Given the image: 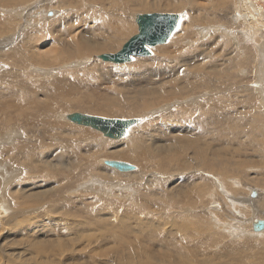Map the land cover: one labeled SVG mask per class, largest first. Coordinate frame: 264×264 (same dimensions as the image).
Returning a JSON list of instances; mask_svg holds the SVG:
<instances>
[{
  "label": "rangeland",
  "instance_id": "rangeland-1",
  "mask_svg": "<svg viewBox=\"0 0 264 264\" xmlns=\"http://www.w3.org/2000/svg\"><path fill=\"white\" fill-rule=\"evenodd\" d=\"M19 1L20 0H17V2L16 1H12V0H3L2 2H1V0H0V7H1V11L0 12H2L1 14H3L4 13V11H8V12H11V14H13L14 16H15V14H14V11H15V9H20V10H18V11H20L21 12V10L22 9H24L25 7L26 8H33V11H37V7H39V6H41V4H38L37 5V0H33V1H30V2H23V3H19ZM40 0H38V2H39ZM56 1V0H52V2H51V4H48V2H50V1H47V0H41V2H46L45 4H48L47 6H51L54 2ZM94 2H92V0H82L81 2H83V4L82 3H77V2H75V4H78V5H82V9L81 10H79L78 11V13H81V12H84V11H87V10H91L90 12H91V15L93 14V15H97L98 13L100 14V16H109L110 14L109 13H112V11H115L114 10V7L112 6V3L110 2L111 0H108V2H107V0H93ZM96 1V2H95ZM114 1H118V3L117 4H120L119 2V0H114ZM132 1V2H131ZM136 1V2H135ZM151 1V2H150ZM160 0H158V1H156L155 2V0L153 1V0H142V2H141V0H123V2H124V4H126L128 7H130L131 6V8H129V10L128 11H126V10H121L123 7H122V5L120 6V11H121V13H123L124 15H121V13L119 14V13H117L119 16H120V18H122V19H125L126 21H127V25L129 26V28L133 31V33H132V31L130 30V31H128L127 32V34L129 35V34H131V36L129 35H127L126 36V34L125 35H123L122 37H121V39L122 40H119V42L120 41H124V42H121V43H116L115 44V49L114 50H112L111 52L110 51H107V52H100V53H94V54H92L91 56H89L88 57V59L86 60L87 61V63H85L86 61H85V59H82V58H79V59H76V58H74V59H72V60H67V59H65V61L64 62H61V63H58V62H56L55 63V65L57 66V68H56V66H54V67H50V69L49 68H46L45 70H48L49 71V75L47 76L46 74H45V76H40L39 75V72H34V76H36L38 79L36 80V79H34V81L33 80H31L32 79V77L31 76H28L29 77V79H28V77H26V75L25 74H23L22 73V75H21V77H23L24 75H25V77H24V79L26 80V82H27V84H25V86H24V94H21L22 96L21 97H23V98H20L18 101V104H20V108H21V111L20 110H18V112L16 111V113H13L12 115L13 116H15L16 117V119L14 118L13 119V117L12 116H8V117H4L3 118V121H2V124L3 123H5V122H7V123H5L4 125H8L6 128L8 129H5V131L3 132L4 134L5 133H7V132H12L13 131V128L14 127H16V128H21V129H19L20 131V133L21 134H19L17 137H16V139L13 141V143L12 142H10L9 144H7V145H9V146H13L14 145V142L16 141H18V140H23L22 138H20V137H22V135H23V137L25 138L26 137V130L27 129H31V133H32V138L34 139V143H33V145L31 146V147H34V148H30L29 150H25L24 151V154H23V156L22 155H20V154H12L11 156H9L10 158H8V157H6V158H4L6 161H4V162H6L8 165L7 166H5L4 167V170L6 169V171L8 172V174H9V177H12V179L14 180V182H16V183H14V184H17V183H19V184H17L16 186H14V188H15V190H18V191H15V193H13L14 191V188H13V190H11L10 191V189L13 187V185H11V187L9 188V190H6L5 192H12V195H11V202H10V200H8V198H7V200H8V202L10 203V204H8V206H10L11 205V208L9 207L8 209V211L10 212V210L12 209V208H14L13 210H11V212L9 213V214H14L15 213V215H26V216H24L25 218H27L28 216L30 217V215H31V213H32V215L35 213V214H37V215H35V216H37L38 218L37 219H35V221L37 222V224L34 226L33 225V230H32V228L31 229H29L30 231H32V232H35L36 233V237L37 236H39V234L41 235V238H39V239H41V243H42V245H43V243H44V246H46V245H51V249H50V251H52V252H50V255H49V252H47V253H45V255L44 256H40V257H42V258H39V255L36 253V251L35 252H33L32 251V255L29 257H27V258H29V264H64L65 262V264H88L87 262H88V259L89 260H92L93 258H96V259H98L97 257V255L98 254H100L101 252H105V250H111V248L110 247H113L112 248V250L113 251H110V252H117V256H116V258H115V256H110L111 258H106V260L109 262V263H107V261L106 262H104L105 260H103L102 259V262H101V259H98V260H100L99 262H98V260H94V261H96V264H102L103 262V264H179V263H181L182 264V261L181 260H174V259H170L169 257L174 253L175 254V252H177V251H179V252H190L192 255H194L195 257H196V261L193 263V264H200L202 261H204V260H208V259H210V260H208V261H205V263L204 264H206L207 262H213V263H221L220 261H222L223 260V258L225 259V262H223V263H228V262H230L232 259L233 260H235V261H240V259L243 261V259L245 260L244 262H250L251 264H254L255 262V264H260V262H261V260L264 258V234L262 235L263 236V238L262 237H260V238H257L256 240H257V242H255V241H253L252 239H251V237H249L248 235L247 236H245L246 238H249L250 240H249V242L248 243H250V242H253L251 245L250 244H246V246L245 245H243L242 247H240V248H232L231 250L230 249H227V251L226 252H229V254H231V255H228V253H226V254H223V255H226V258L225 257H223L222 258V249H223V246L222 245H224V244H226V243H233V241H232V238H231V235H229V239L227 238V235H225L226 237H225V239H224V237H220L219 236V234L218 233H222V234H220V235H223V233H226L225 232V230L226 229H223V227L225 226L224 225V223L226 224V228H231V226H232V224H233V222H229V221H231L230 219L231 218H235V219H238V216L239 217H241L239 214H242V215H248V220H249V222L250 223H247L248 224V226L247 227H243V229H245L246 231H247V234H249V233H252V234H254L255 232H256V229H255V226H253L252 224V217H257L258 215H260L259 213H257V214H254V216H253V213H254V209H256V208H254V206H255V201H256V199L258 200V198H259V195L261 196V194L263 193L262 191L260 192L259 190V195L257 196L256 195V192H250L249 190H250V188H253V185L251 186L250 184H248V182L249 181H253V179L255 180V179H257V178H259V177H261L262 175L261 174H263L264 175V166H263V164H264V113H262L261 112V106H262V104H261V102H260V100L258 99V98H260V96L258 95V93L253 89V87H252V85H253V82H255V78H254V75H255V73H256V69H254L255 68V66H254V61L253 60H251L250 61V67L249 68H251V69H247L246 71H245V73H247L246 74V78H243L241 75H240V71L242 70H239L238 68L237 69H234V68H232V66H230V64L233 62V61H238L237 60V56L239 55V57L240 58H242V57H244L243 55L241 56V54H240V52L241 51H239V47L237 48V51L234 49V46H233V44L230 42H228V40H224V37H222V36H219V34H221V33H217V37L215 36V38H214V36H212L211 38H209V36H211V35H208V36H206V37H204L205 38V40H204V38H202V40H200L199 41V44H202V47L201 48H199V51H197L198 53H197V55L198 56H201V57H203L202 56V54L205 56L206 54V57L205 58H202V60H199V61H196L195 63H192L191 64V62H189L188 60H186V58H185V56H182V57H179L178 58V63H174V62H168V61H161L160 60V58H159V56H161V55H158L157 54V51H156V48L158 49L159 47H162V46H158V47H155V48H151L150 49V52H151V56L150 57H138L139 58V60H141V59H145L146 61H141V62H136L135 60L137 59V57L136 58H134V60H133V62H131V63H129V64H127V65H114V64H110V63H107L106 65H104V62H102L101 60L100 61H97V60H99L98 59V56L99 55H103V54H116V53H118L122 48L121 47H123L124 46V44L125 43H127L128 41H129V39H131L134 35H136V33H138V31H137V29H138V27H135V26H137L135 23V19H136V17L138 16V15H146V14H154V13H159L160 11H161V13H159V14H173L172 12H174L175 11V13L176 14H182L181 16H183V27L184 26H186L187 24L189 25V23L190 24H192V23H194L193 21H194V19H196L195 20V27L198 25L199 26V24H200V26L202 25L201 23L206 19L207 20V18H209V19H211V20H219L220 21V23H222V20H223V23L224 22H227V20H225V19H221V18H219V17H221V15L219 14L220 12H221V10L223 9V6L221 5L220 6V10L219 11H216V12H213L212 13V9H216L217 7H214V5L212 4V3H214L215 4V1L214 2H212L211 0H207V2H206V0H189V2H191L190 4H188V0H165V1H163V0H161V2H159ZM185 1V2H184ZM15 2V3H14ZM40 2V3H41ZM90 2V3H89ZM100 2V3H99ZM130 4H129V3ZM159 2V3H158ZM211 2V3H210ZM2 3H3V5H4V3H5V5L3 6L2 5ZM7 3V4H6ZM85 3H87V5L85 4ZM104 3H106V4H103ZM108 3H110V4H108ZM137 3V4H136ZM141 3V4H140ZM153 3V4H152ZM163 3V4H162ZM185 3V4H184ZM196 3V4H195ZM205 3H206V6H204L205 5ZM16 4V5H15ZM91 5V7H90V5ZM135 4V5H134ZM204 4V5H203ZM228 4V3H227ZM8 5V6H7ZM14 5V6H13ZM92 5H94V7L92 6ZM98 5V6H97ZM107 5V6H106ZM130 5V6H129ZM197 5V6H196ZM200 5V6H199ZM202 5V6H201ZM208 5V6H207ZM209 5H213L212 6V9H211V6H209ZM231 4H228L227 6H228V9L225 7L224 9H223V11L224 10H226L227 9V11H229V10H231L232 11V6H230ZM100 6V7H99ZM102 6H103V8L106 6L107 8H108V11H106L107 10V8H106V10H104V9H102ZM140 6V7H139ZM151 6V7H150ZM154 6H155V8H154ZM159 6V7H158ZM183 6H184V8H183ZM191 6V7H190ZM203 6H204V8H203ZM225 6H226V4H225ZM67 6H65L63 9H53V11L54 10H56L55 12H57V13H59L58 15H61V14H64V15H69V14H71V13H75L76 11H74V10H77V8H75V7H67ZM93 7V8H92ZM134 7V8H133ZM2 8H3V10H2ZM22 8V9H21ZM66 8V9H65ZM86 8H88L87 10H86ZM136 8V9H135ZM140 8L143 10V12H142V10H140ZM150 8V9H149ZM158 8V9H157ZM168 8H169V10H168ZM222 8V9H221ZM231 8V9H230ZM6 9V10H5ZM95 10V11H93V10ZM111 9H113L112 11H111ZM147 9H148V12H146L147 11ZM152 9V10H151ZM175 9H178L179 10V12L177 11V10H175ZM205 9H208V10H205ZM40 11L39 12H41V10L42 9H39ZM47 10H49V11H51L52 9H47ZM110 10V11H109ZM134 10V11H133ZM136 10V11H135ZM151 12H150V11ZM157 10H159V11H157ZM173 10V11H172ZM59 11V12H58ZM125 11V12H124ZM133 11V13L134 14H136L137 13V15H134V14H132L131 12ZM163 11V12H162ZM166 13H165V12ZM171 11V12H170ZM63 12V13H62ZM96 12H98L97 14H96ZM106 12V13H105ZM109 12V13H108ZM116 12V11H115ZM140 12V13H139ZM188 12V13H187ZM208 12H210V13H208ZM218 12V13H217ZM61 13V14H60ZM109 15H108V14ZM127 13H128V16H127ZM130 13V14H129ZM143 13V14H142ZM217 13V17H214V15ZM221 13H223V12H221ZM228 13H231V12H228ZM8 15H9V13H7ZM7 14H3V15H1V17L4 19V20H6L4 17H6V18H9L10 20H12L13 22H16V30L18 29L19 30V28H20V25H21V28L23 29V27H24V22L22 21V23L20 22L21 21V19H19V18H17L16 16L15 17H12V15L10 14L9 15V17H7L8 15ZM116 14V15H117ZM185 16H184V15ZM213 14V15H212ZM227 14V13H226ZM38 15H40V14H38ZM37 15V16H38ZM117 15V16H118ZM133 15V16H132ZM191 15H192V17H191ZM4 16V17H3ZM118 16V17H119ZM242 16V15H241ZM46 17H47V15H46ZM45 17V19L46 20H44L43 21V19H40V17H33L32 19H34V20H32L33 22H35L34 24V27H33V29L30 27V29H28V30H30L31 31V33L32 34H30V31L29 32H25V33H29V35H27L26 36V34L24 33H22L21 34V36L16 40V41H14V43H12V44H10L8 47H6V48H4V47H2L1 45H0V53L2 52V53H21V52H23V53H25V56L26 55H29V53L25 50H23L22 48H27V49H30V48H33L35 45H37L38 46V54H40L43 50L42 49H44V51L46 50V49H49V46L50 45H54L55 44V46H59L58 44H59V39L60 38H58V37H62V36H64V35H62V34H59V32H56L55 30H54V27L55 26H57V25H55V22H52V21H48L49 20V18H48V20H47V18ZM200 17V18H199ZM212 17H213V19H212ZM17 18V19H16ZM200 20H203V21H200ZM242 18V17H241ZM133 19V20H132ZM193 19V20H192ZM19 20V21H18ZM50 20H52V19H50ZM191 20H192V22H191ZM200 22H199V21ZM243 20H244V18H243ZM33 22L31 23V24H33ZM43 22V23H42ZM182 22H181V24H182ZM18 23V24H17ZM134 23V24H133ZM41 24V25H40ZM43 24V25H42ZM180 24V25H181ZM197 24V25H196ZM19 27H18V26ZM53 25V26H52ZM131 25V26H130ZM23 26V27H22ZM95 26H96V24H93V23H87V25H86V27L87 28H95ZM134 26V27H133ZM204 26V25H203ZM132 27H133V29L135 30L136 29V31L137 32H134V30L132 29ZM180 28L181 27H179V30H180ZM16 30L15 31H12V32H10L9 34H8V36H11V34H13V33H16ZM82 30L83 29H81V30H79V31H81L82 32ZM178 30V31H179ZM193 30H195V28H193ZM37 31V32H36ZM51 31V32H50ZM79 31H76L74 34H76V33H79ZM177 31V32H178ZM189 31H187L186 32V34L188 33ZM34 33H36L37 34V36H36V34H34ZM251 33H252V31H251ZM176 34V33H175ZM28 36H30V37H28ZM34 38H32V37ZM124 36H126V37H124ZM197 36H198V34H197ZM7 36L6 35H2L1 36V34H0V39L1 38H6ZM256 36H251V43L253 42V43H258V38L256 37ZM17 38V37H16ZM23 38H25V39H23ZM27 38V39H26ZM31 38V39H30ZM39 38V39H38ZM63 38V40H66L67 39V37H62ZM125 38V39H124ZM173 38H174V36H173ZM173 38L171 39V41L173 40ZM197 38V37H196ZM196 38H195V40H196ZM207 38V39H206ZM254 39H256V40H254ZM28 40V41H27ZM31 40H33V41H31ZM53 40V41H52ZM68 40H69V38H68ZM126 40V41H125ZM204 40V41H203ZM207 40H209V42H205V41H207ZM21 41V42H20ZM36 43H35V42ZM55 41V43H53ZM67 41V40H66ZM27 42V43H26ZM28 42H30V43H28ZM205 42V43H204ZM51 43H53V44H51ZM62 43V45H64L63 44V42H61ZM170 43V41L167 43V45ZM31 44V45H30ZM66 44H70V42L68 43V41L66 42ZM65 44V45H66ZM119 44V45H118ZM218 44V45H217ZM43 45V46H42ZM116 45H118V46H116ZM166 45V44H165ZM166 45V46H167ZM205 45V46H204ZM12 46V47H11ZM18 46V47H17ZM121 46V47H120ZM164 46V45H163ZM17 47V48H16ZM120 47V48H119ZM241 47H242V51H243V47L245 48L246 47V49L247 48H251V47H247V45H245L244 46V44L243 43H241ZM117 48V49H116ZM118 48L120 49L119 51H118ZM163 48V47H162ZM167 48V47H166ZM215 48V49H214ZM225 48V49H224ZM7 49V50H6ZM13 49H15V50H13ZM154 49H155V51H154ZM170 49V48H169ZM213 49V51H214V55L213 56H210V57H215L216 58V60H218L217 61V64H218V66H221V68L220 67H218V66H213V63H212V61H210L209 59H208V56H209V54H211L213 51H211ZM227 49H228V51H227ZM232 49V50H231ZM153 50V51H152ZM9 51V52H8ZM19 51V52H18ZM116 51V52H115ZM233 51L235 52V53H233ZM232 52V53H231ZM237 53V54H236ZM96 54H98V55H96ZM229 54V55H228ZM232 54V55H231ZM246 54V53H245ZM41 55V54H40ZM154 55V56H153ZM223 55H225V56H223ZM153 56V57H152ZM170 56H173V55H170ZM169 56V57H170ZM26 57H28V56H26ZM158 57V58H157ZM90 58V59H89ZM152 60H151V59ZM156 58V60H154ZM183 58V59H182ZM224 58H226L225 60H224ZM95 59V60H94ZM168 59V58H167ZM77 60L78 61H80V64H81V66L82 67H79V68H75V70L74 69H72V67L69 69L68 68V72L65 70V69H63V66H65V64H67V65H70V64H72V61L74 62H77ZM96 61V62H95ZM183 62V64H182V62ZM226 63H225V62ZM70 62V63H69ZM74 62V63H75ZM91 62V63H90ZM101 62V63H100ZM221 62V63H220ZM65 63V64H64ZM83 63H84V65H83ZM103 63V64H102ZM155 63V64H154ZM167 63V64H166ZM61 64V65H60ZM95 64V65H94ZM146 64V65H145ZM154 64V65H153ZM168 64H169V66H168ZM222 64V65H221ZM229 64V65H228ZM240 63H238V65H239ZM94 65V66H93ZM128 65H130V66H128ZM144 65V66H143ZM171 65V66H170ZM174 65V66H173ZM178 65V66H177ZM186 65V66H185ZM195 65V67H193V68H189L188 70H195L196 72H198V73H200V69H203L205 72L203 73V74H201L200 75V77L198 78V77H196V76H191V78L190 77H187V78H184L185 76V70L190 66V67H192V66H194ZM210 65H211V67H210ZM101 66V67H100ZM108 66V67H107ZM118 66H120V67H118ZM121 66H126V67H121ZM176 66V67H175ZM183 66V67H182ZM185 66V67H184ZM206 66V67H205ZM208 66V67H207ZM212 66L215 68H212ZM88 67V68H87ZM108 69H107V68ZM152 68V69H149V68ZM182 67V68H181ZM218 67V68H217ZM226 67V69L228 70V72L225 74V72H226V70H223V71H221L222 70V68H225ZM56 68V69H55ZM62 68V69H61ZM65 68V67H64ZM95 68V69H94ZM146 68V69H145ZM149 70H148V69ZM176 68V69H175ZM195 68V69H194ZM199 68V69H198ZM217 68V69H216ZM33 69V68H32ZM58 69V70H57ZM91 69V70H90ZM93 69V70H92ZM98 71H97V70ZM104 69V70H103ZM153 69H154V71H153ZM156 69V70H155ZM197 69V70H196ZM219 69V70H218ZM229 69H231L232 71H230ZM31 69L29 68V71H30ZM53 70L55 71V72H53ZM60 70V71H59ZM74 70V71H73ZM89 70V71H88ZM103 70V71H102ZM114 70V71H113ZM117 70V71H116ZM139 70V71H138ZM157 70H171V71H169L168 72V74L169 75H176L175 77H173V78H170L169 77V75H166V76H163L164 74H165V72H163L162 74H159V75H161V76H159L158 75V78H155V81L157 82V84L155 85V86H157V87H159V88H161V91H163V89L165 88V90L166 89H168V90H166V91H168V92H171V94H169L168 96H171V98H169L170 100H167V101H164V102H160L159 100H155L153 97H151L150 98V100L149 101H151V103H149L148 104V109H146V107H143V109H145V110H143L144 112H145V114H147V113H149L150 111H155V109H157L158 107H159V109L160 108H162V106L163 107H166V106H168V105H170V104H172V105H174L175 104V102H178L179 100L180 101H184L186 98L187 99H189V97H190V95H191V93H193L194 95H196V97L195 98H197L198 100H200L201 99V97H202V103H201V107L203 106V105H205L206 103H208L209 101H211V100H214V99H212V97H213V95H217V91L215 90V91H212L210 88H208L209 87V84L210 83H212L211 85H213V86H215L216 88L217 87H219V85H220V87H221V89L220 88H217L218 89V91L219 92H223V93H225V94H223V95H221L222 97H221V99L219 100V101H221V102H223V103H227V106H229L230 104L232 105V102L231 101H233L234 100V103H233V105L232 106H234V107H232V106H229V108L234 112H238V113H240L239 115V117L235 120H232V121H234V123L236 124H234L233 122L231 123L230 121H229V119H228V122L225 124V122L227 121L226 120V117L224 118V117H221V119H218L219 117H217L221 112V110L220 111H218L220 108H218V102H214V101H212L211 103H209V104H211L210 106H209V104H207L208 106V108H213L214 107V109H217L215 112H213V114L214 113H216L217 111V113H216V116L214 115V117L216 118V119H218L217 120V122L214 120V118H213V123H212V125H210L211 127H209L208 129H210V130H208V129H206V131L205 132H203V133H198V134H200V135H202V137L201 136H198V135H195V134H197V132L196 133H194L192 130H194V126L193 125H196V123L197 122H195V124L194 123H192L191 122V120H190V123H187V124H185V122H186V119L185 118H181V116L183 115V113H181V111L179 110L178 112H172V111H174V110H176L175 108H174V110L172 109L171 110V112H169V113H165V114H151L150 116H147V118H145V119H143L142 117H141V119H143L142 121V123H141V125L139 126V129L140 128H142L143 126L145 127V124H150V126H152L151 128H152V130H149L148 132L150 133V137L151 138H153V139H155L154 137L156 136V138H159L160 137V133L162 132V135H165V137H169L170 139H166L167 141H169L170 140V142L172 141V140H175L176 141V139H179L181 142L183 141L184 143L182 144V143H179V149L177 148V153L176 154H178L179 153V151L180 152H183L184 151V149H182V147L183 146H185L186 144H185V141H187V140H193V141H197L198 142V140L200 141V143H201V145H202V149H204L205 150V153L207 152V156L208 157H210V158H214L213 160H218V159H221V158H219V156L220 157H222V159L223 160H227L230 164V166L229 165H226V167H225V165L223 166V168L224 169H226L225 170V172H227L228 173V171L230 172V173H226L225 175L221 172V173H212L211 174V178H210V184H213V185H211V186H209V185H206L205 184V182H208L207 180H205V178H203V177H201V178H199V176H198V171H200V174L201 173H206V172H204L203 171V169H201V168H199V167H197L198 165V161H196L197 159H196V157H195V154H192V151L193 150H190V151H188V153L189 154H186L187 152H185V153H183L182 155H181V153H179L180 154V156L177 158H175V160H176V162H173V164L175 165V163H176V165L175 166H167V164L166 165H161L160 166V164H158L159 163V161L158 160H156V159H154V156H152V153H150V155H151V160H150V162H152V163H150V165H149V169H150V171L148 172V174L147 175H149V179H148V181L146 182V185H143L142 184V182L141 181H143V183H144V180L143 179H141L140 180V178L138 177V175L136 174L138 171H139V166L138 165H136L135 163H132V162H127V161H123V160H114V161H117V162H123V163H128V164H132L134 167H135V170L134 171H131V172H127V173H122V172H120V171H118V170H116V169H113V168H111V170H115V172H117V174L118 175H130V174H136V175H134V177H123V179H120V181H121V183L120 184H122V185H120V184H113V185H111L110 183H108V182H110V180H111V173H110V171L111 170H109L108 171V167L109 166H107V165H105V164H103L102 163V161H103V159L102 158H100L99 159V161H98V168H100L99 167V164H101L100 166H101V168L102 167H104V169H106L107 171H106V174L105 175H102L103 173H105V170H104V172L102 171V172H99V171H101L100 169L96 172V174L97 175H99V177L100 178H96V177H98L96 174H93V176H90V177H86V180L85 179H83L82 181L83 182H81V180L75 185L76 186V188H71V187H64L63 188V190H62V192L64 191V190H68V189H74V190H71V192L69 193V191H68V193H66V196H64V194L63 195H61L60 197H61V199L62 198H64V197H67L68 198V200H69V202H70V200H72L73 202H75V200L77 201V199L78 198H82V200L81 201H77V202H75V203H73L72 201L70 202V205H68V207H66L67 205H65L64 207H62L63 208V211H62V208H61V206H59L60 205V203H57V205H58V209H60V211L57 209V206L55 207V206H53V208L54 209H56V211L55 210H52L53 208L51 207L52 206V202L51 201H45L46 202V204H45V202H42V203H40L38 200H40V198L41 199H46V197H45V195L47 196V197H51V190H48L49 189V187H48V185L45 183V180H43V182H41V178H38L37 176H35L34 178H35V180H33L34 178H33V174H32V172H29V171H26V169H27V165H25V164H27V162H28V159H31V161H32V163H33V160L35 161V162H38V159L39 160H44V161H50L51 159H52V157L55 155L56 156V158H55V160H54V162L56 163V164H60V163H57L56 161L57 160H62V157H63V161H66L63 165L66 167L67 165H68V163L70 162V161H72V159L74 158L73 157V153L75 152V149L73 148V146H72V143H68L67 141H66V139H68L70 136H68L67 134H65L64 133V137H66V139L65 140H58V141H54V143H52V145H51V147L50 148H48L49 147V145L47 144L48 143V141H46L44 138H41V136H39V135H41L42 134V132L45 130V129H47V128H45V129H43L44 128V126L46 125L47 126V124H45V122H46V120H44L45 122H43V119H40V117H41V115L43 114V112H45V114H46V111L49 109V107H47L46 105H45V102H46V99L47 98H45V96H47L46 94H48L49 93V90L50 89H52L53 87H50V85L52 84L51 82H56L57 81V79L59 80L60 78H63V77H68V79H66V80H70L69 82L70 83H72V84H74L75 85V87L79 90H77V94H78V97H81L82 95H85V94H83V93H87L89 96H94L96 99H102L105 95H107V96H114V94L116 95L117 94V96H123V97H126V98H130V100L128 101V104H129V107L131 106L130 104L132 103H134L136 100H137V103L138 102H140L141 101V99L143 98L142 96H138V94H137V90L138 89H140L141 88V86H144L145 84H146V80H148V79H150L147 75H151L152 73H154L155 71H157ZM172 70H175V71H172ZM177 70V71H176ZM209 70H211V72L209 71ZM221 71L223 74V76L221 75V74H219V73H217L218 71ZM50 71H52L51 72V74H50ZM92 71V72H91ZM96 71V72H95ZM101 71H102V73H101ZM116 71V72H115ZM119 71V73H117ZM182 71H184V75L183 74H181L180 75V73L182 72ZM187 71V70H186ZM207 71V72H206ZM209 71V72H208ZM225 71V72H224ZM238 71V72H237ZM3 72V71H2ZM31 72V71H30ZM79 72V73H78ZM98 72L99 73H101L102 75H99L98 74ZM106 72V73H105ZM63 73V74H62ZM71 73H73V75L71 74ZM75 73V74H74ZM130 73H131V75H130ZM145 73V74H144ZM179 73V74H178ZM235 73V74H234ZM31 74H33V73H31ZM61 74V75H60ZM65 74V76H63ZM117 74V75H116ZM209 74V75H208ZM211 74H213L212 75V77H211ZM215 74V75H214ZM225 74V75H224ZM51 75V76H50ZM52 75H53V77H52ZM68 75V76H67ZM83 75V76H82ZM93 75H94V78H93ZM96 75V76H95ZM108 75H110V77L112 78H110L109 77V79H108ZM137 75V76H136ZM147 76V79H146V76ZM47 76V77H46ZM54 76H56V77H54ZM62 76V77H61ZM76 76H77V78H76ZM99 76H102V79L99 77ZM118 76V77H117ZM145 76V77H144ZM163 76V77H162ZM181 76H183L182 77V79L180 78ZM210 76V77H209ZM219 76H220V78H219ZM224 76H227V78H225L224 80H223V77ZM46 77V78H45ZM79 77V78H78ZM99 77V78H98ZM105 77V78H104ZM114 77V78H113ZM125 77V78H124ZM128 77V78H127ZM135 77V78H134ZM136 77H137V79H136ZM144 77V78H143ZM166 77V78H165ZM214 77H215V79H214ZM230 77V78H229ZM27 78V79H26ZM34 78V77H33ZM51 78V79H50ZM53 78V79H52ZM69 78H72V79H69ZM81 78V79H80ZM89 78V79H88ZM106 79L105 81H104V79ZM133 78V79H132ZM163 78V79H162ZM179 78V79H178ZM189 78V79H188ZM201 78V79H200ZM212 78V79H211ZM4 79V80H3ZM98 79V80H97ZM99 79H101V81H99ZM115 79V80H114ZM130 79V80H129ZM144 79V80H143ZM153 79H154V77H153ZM158 79V80H157ZM170 79V81H168ZM193 79V80H192ZM207 79V80H206ZM217 79V80H216ZM239 79H242V80H240L239 81ZM71 80H72V82H71ZM76 80L78 81V82H76ZM80 80V81H79ZM84 80V84H83V81ZM119 80V81H118ZM162 80H164V81H162ZM182 80H184L185 82H183ZM212 80L214 81V82H212ZM224 81V82H221V83H223L222 85H221V83H219L220 81ZM248 80V81H247ZM253 80V81H252ZM0 93L2 92V93H7L5 90H4V88H9V86L10 85H5V84H3L4 82H6L5 81V78H4V76H3V74H0ZM2 81H4V82H2ZM99 81V82H98ZM116 81H117V83H116ZM167 81V82H166ZM181 81H182V83H181ZM192 82V84H191V82ZM196 81V82H195ZM200 81V82H199ZM226 81V82H225ZM227 81H229V82H227ZM237 82V83H235V82ZM239 81V82H238ZM42 82V83H41ZM88 84H87V83ZM104 82V83H103ZM140 82V83H139ZM161 82V83H160ZM188 82V83H187ZM189 82H190V84H189ZM199 84H198V83ZM207 82H208V84H207ZM248 82V83H247ZM250 82V83H249ZM45 83V84H44ZM81 83V84H80ZM116 83V84H115ZM121 83V84H120ZM143 83V84H142ZM163 83V84H162ZM196 83V84H195ZM201 83V84H200ZM214 83V84H213ZM230 85H229V84ZM239 83V84H238ZM243 83V84H245V85H241V84ZM39 84H44V86L42 87V88H40L39 87ZM83 84V85H82ZM111 84V85H110ZM166 84V85H165ZM203 84V85H202ZM217 84V85H216ZM225 84V85H224ZM228 84V85H227ZM248 84V85H247ZM73 85V86H74ZM95 85V86H94ZM102 85H103V87H102ZM122 85H124V86H122ZM137 85V86H136ZM180 85H181V87H180ZM187 85V86H186ZM202 85V86H201ZM207 85V86H206ZM226 86L225 88H223L224 86ZM110 86H112V87H110ZM119 86H122L121 88L119 87ZM139 86V87H138ZM250 86V87H249ZM264 86V85H263ZM30 87V88H29ZM86 87H88V88H86ZM130 87V88H129ZM176 88V89H180V90H178V91H176V89H174V88ZM183 87V88H182ZM189 87H190V89H189ZM192 87V88H191ZM197 87H199L198 89H197ZM204 88V90H203V88ZM230 87V88H229ZM243 87V88H242ZM96 88V89H95ZM112 88H114V89H112ZM115 88H116V90H115ZM120 88V89H119ZM170 88V89H169ZM194 88V89H193ZM201 88V90H199ZM207 88H208V90H207ZM241 88V89H240ZM35 89V90H34ZM88 91H87V90ZM118 89H119V91H118ZM129 89V90H128ZM135 89V90H134ZM197 89V91H198V93H194V90H196ZM228 89V90H227ZM232 89V90H231ZM235 91H234V90ZM85 90H86V92H85ZM97 90H98V92H97ZM107 90V91H106ZM113 90V91H112ZM203 90V91H202ZM223 90V91H222ZM242 90V91H241ZM251 90V91H250ZM41 91V92H40ZM100 91V92H99ZM174 91V92H173ZM192 91V92H191ZM211 91V92H210ZM256 93H255V92ZM42 92H44V93H42ZM47 92V93H46ZM81 94V92H82V94H81V96H79L80 94ZM103 92H104V94H103ZM109 92V93H108ZM132 92V93H131ZM134 92V93H133ZM190 92V93H189ZM199 92H200V95H199ZM208 94H207V93ZM236 92V93H235ZM238 92V93H237ZM249 92V93H248ZM33 93V94H32ZM37 93V94H36ZM39 93V94H38ZM40 93H42V94H40ZM95 93V94H94ZM99 93V94H98ZM210 93V94H209ZM29 94L30 95H33V96H36L37 97V95L39 96L38 97V100H39V107H41L40 109L38 108V104H35V103H33V104H30V102H31V97H29ZM128 94V95H127ZM213 94V95H212ZM231 94V95H230ZM250 94V95H249ZM228 95H230L231 97H233V98H230V96H228ZM244 95V96H243ZM248 95V96H247ZM259 97H258V96ZM205 96V97H204ZM212 96V97H211ZM224 96H225V98H224ZM235 96V97H234ZM246 96V97H245ZM263 96H264V93H263ZM41 97H43L44 99H40ZM217 97V96H216ZM229 97V98H228ZM205 98V99H204ZM240 98V99H239ZM251 99V100H248V99ZM256 98V99H255ZM186 99V100H187ZM226 99V100H225ZM43 100V102H41ZM64 100V101H63ZM60 99L59 100V102L60 101H62V102H60V104L62 103V104H64L65 105V107H67V108H65V109H58L59 110V112L60 113H58V111H57V113H58V115H63V114H71V113H76V111L75 110H78V108L77 107H71L70 105H71V100H69V99H67L65 96H64V99ZM67 100V101H66ZM132 100H134L133 102H132ZM140 100V101H139ZM209 100V101H208ZM239 101V103L237 102V101ZM241 100H243V101H246V104H250V103H252V104H250L248 107L246 106V104H244V107H245V111L241 108L242 106L241 105H239L240 103H243V101L242 102H240ZM174 101V102H173ZM205 101V102H204ZM247 101H248V103H247ZM251 101V102H250ZM256 101V102H255ZM66 102V103H65ZM77 102V101H76ZM237 102V103H236ZM254 102V103H253ZM68 103V104H67ZM101 104H104L103 102H100ZM229 103V104H228ZM61 104V105H62ZM165 104V105H164ZM168 104V105H167ZM216 104V105H215ZM239 106H238V105ZM254 104V105H253ZM259 104H260V106H259ZM36 105V106H35ZM42 105V106H41ZM144 105V104H143ZM212 105H214V106H212ZM238 106V107H237ZM254 106H256V108L254 107ZM259 106V107H258ZM31 107V108H30ZM37 107V108H36ZM44 107V108H43ZM71 107V108H70ZM251 107V108H250ZM46 108V111H44V109ZM240 109V111H239V109ZM31 109V110H30ZM36 109V110H35ZM38 109V110H37ZM246 109H253L254 111L253 112H250V111H248L247 112V114H246ZM70 112H69V111ZM93 110V109H92ZM241 110L242 111H244V112H241ZM42 111V112H41ZM258 111V112H257ZM24 112V113H23ZM36 112H39V115H37L38 113H36ZM61 112H62V114H61ZM65 112V113H64ZM80 112H83V111H77V113H80ZM90 112H92V113H89V115H91V116H95V117H103V118H106V119H119L120 117H117V116H115L116 114H113V115H111V113H107V112H98V113H107V114H110V115H102V114H98V113H95L96 111H90ZM188 113H190V114H195V115H193L194 117L196 116V115H199V113L198 112H195V110H193V109H189V111H187ZM193 112V113H192ZM36 113V114H35ZM117 113H119V112H117ZM173 113H175V114H173ZM198 113V114H197ZM243 113V114H242ZM252 113H254V114H252ZM15 114V115H14ZM41 114V115H40ZM82 114H85V115H88V113H82ZM120 114H122V113H120ZM124 114V113H123ZM251 114V115H250ZM263 116H262V115ZM22 115V116H21ZM36 115V116H35ZM57 115V114H56ZM169 115V116H168ZM252 115H256V116H252ZM259 115V116H258ZM3 116V114H0V117H2ZM60 116V117H61ZM64 116V115H63ZM114 118H113V117ZM160 116V117H159ZM170 116H172V118L170 117ZM244 116V117H243ZM248 116V117H247ZM12 117V118H11ZM26 117V118H25ZM116 117V118H115ZM154 117H156V119L154 118ZM168 117H169V119H168ZM207 117V116H206ZM254 117V118H253ZM256 117H258V118H256ZM259 117H261L260 118V120H259ZM262 117H263V119H262ZM12 120H11V119ZM36 118V119H35ZM177 120H176V119ZM222 118H224L223 120L225 121V122H223V120H222ZM241 118V119H240ZM243 118V119H242ZM245 118V119H244ZM35 119V121H37V122H34L33 120ZM54 119L55 118H53L52 120H51V122L52 121H54ZM61 119V121H63L64 123H67V124H65V125H67L68 127H74V128H78L79 126H76V125H73L72 123H70V122H68V121H66L65 119H63V117L62 118H60ZM60 119H59V122H60ZM120 119H127V118H120ZM153 119V120H152ZM163 119V120H162ZM164 119L166 120V121H164ZM172 119H174V120H172ZM181 119V120H180ZM42 120V121H41ZM55 120H57V119H55ZM161 120V121H160ZM169 120H170V122H169ZM183 120V121H182ZM245 120V121H244ZM247 120V121H246ZM17 121H19V123L17 122ZM31 121V122H30ZM33 121V122H32ZM38 121H40V124H39V127L40 128H38ZM183 122V124H182V122ZM215 121V122H214ZM220 121H222L223 122V126L221 127V125H222V122L221 123H219ZM254 121V122H253ZM260 121V122H259ZM30 122V123H29ZM44 123L45 125H43L42 123ZM63 122H61L62 124H64ZM168 122V123H167ZM174 122L176 123V124H174ZM249 122H250V124H249ZM258 122V123H257ZM22 123V124H21ZM32 123H35V125H37L36 127H35V125L34 124H32ZM167 123V124H166ZM179 123H181V124H179ZM215 123V124H214ZM216 123H218L217 124V126H215L216 125ZM13 124V125H12ZM20 124H21V126H20ZM70 124H72V125H70ZM156 124V127L154 126ZM185 124V125H184ZM192 124V125H191ZM207 124V123H206ZM237 124H239V125H237ZM15 125V126H14ZM32 125H34V126H32ZM43 125V126H42ZM163 125V126H162ZM190 125V126H189ZM197 125H198V123H197ZM197 125H196V127H197ZM214 125V126H213ZM225 125H226V127L229 125V127H227V129H229V132L227 133L226 131H225V133L226 134H224V133H222L223 131H224V129L226 128L225 127ZM9 126H10V128H11V130H10V128H9ZM41 126H42V128H41ZM157 126H158V128H157ZM166 126H167V129H165L166 128ZM184 126V127H183ZM213 126V127H212ZM220 128H219V127ZM231 126H232V128H231ZM2 127V126H1ZM0 127V128H1ZM154 127H155V130H154ZM162 127H165V128H163L162 129ZM216 127V128H215ZM234 127V128H233ZM247 127V128H246ZM256 127V128H255ZM35 128V129H34ZM80 128H85V127H81L80 126ZM151 128H149V129H151ZM168 128H170V130H168ZM187 128V129H186ZM191 128V129H190ZM218 128V129H217ZM258 128V129H257ZM26 129V130H25ZM85 129H90V128H85ZM144 129V128H143ZM159 129H161V130H159ZM213 129H215L214 131H215V133H214V131H212ZM221 129V130H220ZM7 130V131H6ZM23 130V131H22ZM25 130V131H24ZM41 130V131H40ZM90 130H92V132H95L96 134H99L98 136L101 138V139H105V140H107V141H109V142H113L114 140H111V139H108V138H105L104 136H100V132H97V131H95V130H93V129H90ZM223 130V131H222ZM236 130V131H235ZM22 131V132H21ZM39 133H38V132ZM67 131H69V130H67ZM144 130H141V132H140V134H142V132H143ZM169 131V132H168ZM190 131V132H189ZM208 131H211V132H208ZM231 131V132H230ZM24 132V133H23ZM138 132V133H139ZM152 132V133H151ZM156 133L155 135H153L152 136V134H154V133ZM165 132H166V134H165ZM179 132V133H178ZM185 132V133H184ZM219 132V133H218ZM233 132V133H232ZM23 133V134H22ZM41 133V134H40ZM138 133L136 134V135H138ZM164 133V134H163ZM175 133H176V135H180V136H176V137H171L172 135H175ZM214 133V134H213ZM2 133H0V135H1ZM170 134V135H169ZM172 134V135H171ZM190 135V137H183V135ZM192 134V135H191ZM204 134V135H203ZM208 134H210V135H208ZM219 134V135H218ZM222 134V135H221ZM228 134V135H227ZM102 135V134H101ZM169 135V136H168ZM194 135V136H193ZM213 135V136H212ZM225 135V136H224ZM234 135H235V138H232V136L234 137ZM34 136V137H33ZM213 138H211V137ZM216 136V137H215ZM244 136V137H243ZM128 137V136H127ZM126 137V138H127ZM198 137V138H197ZM204 137V138H203ZM219 137H221V138H219ZM224 137L226 138H230V141H229V138H228V140H227V138L226 139H224ZM186 138V139H185ZM188 138V139H187ZM196 140H195V139ZM209 139V141H208V139ZM242 138V139H241ZM245 138V139H244ZM18 139V140H17ZM37 139V140H36ZM41 139H43L44 141H46V142H41ZM201 139H204V141L203 140H201ZM206 139V140H205ZM214 139H215V142L216 143H214ZM232 139V140H231ZM234 139V140H233ZM36 140V141H35ZM211 140H213V141H211ZM224 142H223V141ZM242 140V141H241ZM247 140V141H246ZM40 141V142H39ZM175 141L173 142V144L175 143ZM203 141V142H202ZM222 141V142H221ZM15 142V143H16ZM111 142V143H112ZM114 142H120V141H114ZM207 142V143H206ZM214 145H212L211 143ZM247 142V143H246ZM37 143H38V146H36L37 145ZM41 143V144H40ZM199 143V142H198ZM203 143V144H202ZM208 143H210L209 145L212 147V149H206L207 147L209 148V145H208ZM10 144H12V145H10ZM54 144V145H53ZM148 145H151V143H150V140H149V142L147 143ZM172 143L170 144V143H168V146L166 145V143L165 144H163L164 146L163 147H165V146H167V147H170L171 145H173ZM218 144H219V146L222 148L223 146H226V144H227V146L226 147H228L227 149L229 150V148H230V150H231V148H232V150L231 151H228L225 147H223V149H222V151H219V150H221V148H219L218 147ZM221 144V145H220ZM237 144H238V146H237ZM147 145V146H148ZM170 145V146H169ZM39 146H41V147H39ZM48 146V147H47ZM157 146V145H156ZM160 146V145H159ZM204 146V147H203ZM230 146V147H229ZM38 147V148H37ZM173 147L175 148V146L173 145ZM210 147V148H211ZM213 147H214V149H213ZM216 147H218V148H216ZM256 147V148H255ZM115 149L116 148V145H112V147H111V149ZM123 148V147H122ZM171 148V147H170ZM226 149V152H225V149ZM238 148V149H237ZM244 148V149H243ZM253 148V149H252ZM236 149V150H235ZM240 149V151H238ZM37 150V151H36ZM56 150V151H55ZM212 150V151H211ZM213 150H214V152H213ZM223 150H224V152H223ZM41 151V152H40ZM87 151H89V149L87 150V148H86V151L85 152H87ZM211 151V152H210ZM235 151V152H234ZM256 151H258V152H256ZM43 152V153H42ZM64 152V153H63ZM210 152V153H209ZM214 153V155H213V157H211L212 155L211 154H213ZM218 152H220V153H218ZM233 152V153H232ZM240 152V153H239ZM242 152V153H241ZM263 154H262V153ZM35 153V154H34ZM38 153V154H37ZM80 153H84V150L83 151H81ZM172 153V152H171ZM209 153V154H208ZM217 153V154H216ZM222 153H223V155H222ZM226 153V154H225ZM236 153V154H235ZM245 153H247V154H245ZM27 154V155H26ZM34 154V155H33ZM42 154V155H41ZM221 154V155H220ZM235 154V155H234ZM238 154V155H237ZM242 154V155H241ZM16 155V156H15ZM19 155V156H18ZM28 155H30V156H28ZM31 155L33 156V159L31 158ZM210 155V156H209ZM219 155V156H218ZM227 155H229V156H227ZM230 155H232V156H234V157H231ZM245 155V156H244ZM252 155V156H251ZM258 155V156H257ZM263 155V156H262ZM41 156L43 157V158H41ZM91 155H89V157H90ZM181 156H183V157H181ZM187 156V157H186ZM194 156V157H193ZM218 156V157H217ZM257 156V157H256ZM16 157H18V162L17 163H13V159L14 158H16ZM28 157V158H27ZM30 157V158H29ZM36 157V158H35ZM46 157V158H45ZM181 157V158H180ZM215 157H217V158H215ZM225 157H228V159L226 158L225 159ZM41 158V159H40ZM72 158V159H71ZM188 158V159H187ZM231 158V159H230ZM233 158V159H232ZM236 160H235V159ZM240 158V159H239ZM262 158V159H261ZM9 159H11L10 161H9ZM24 159V160H23ZM36 159V160H35ZM98 158H95V160H97ZM109 159V158H108ZM178 159V160H177ZM192 159V160H191ZM189 160V161H188ZM234 160V161H233ZM240 160V161H239ZM9 161V162H8ZM109 161H112V159H110ZM155 161V163H153ZM185 163H184V162ZM238 163H237V162ZM177 162H179V163H177ZM192 162V163H191ZM193 162H194V164H193ZM231 162H234V164L233 163H231ZM236 162V163H235ZM157 163V164H156ZM184 163V164H183ZM256 163V164H255ZM103 164V165H102ZM154 164H155V166H154ZM183 164V165H182ZM189 164V165H188ZM231 164H233V165H231ZM237 164H239L238 166H237ZM241 164L243 165V166H241ZM254 164H255V166H254ZM10 165V166H9ZM13 165H15V166H13ZM157 165H159V166H157ZM177 165H178V167H177ZM184 165H186L185 167H184ZM188 165V166H187ZM192 165H194V166H192ZM250 165V166H249ZM258 165H259V167H258ZM234 166H236V167H234ZM13 167V168H12ZM25 167V168H24ZM65 167H62V169L63 168H65ZM168 167V168H167ZM172 167H174V168H172ZM186 167H188L186 170H185V168ZM195 167H197V168H195ZM241 167V168H240ZM257 167V168H256ZM21 168V169H20ZM37 168H40V165H37L34 169H37ZM110 168V167H109ZM154 168H155V170H154ZM159 168V169H158ZM164 168V169H163ZM194 168V169H193ZM199 168V169H198ZM254 168V169H253ZM262 168V169H261ZM18 169V170H17ZM179 169V170H178ZM196 169V171H194ZM230 169H232V170H230ZM245 169H246V171H245ZM22 170V171H21ZM103 170V169H102ZM181 170H183V171H181ZM192 170V171H191ZM241 171V173H240V171ZM254 170V171H253ZM3 171V170H2ZM24 171H26V175L27 176H25V175H23V173L22 172H24ZM137 171V172H136ZM161 171H162V173H161ZM176 171V172H175ZM177 171H179V172H177ZM193 171H194V173H193ZM261 171V172H260ZM11 172V173H10ZM18 172H21L22 173V175H20L21 173H18ZM29 172V173H28ZM119 172V173H118ZM160 172V173H159ZM196 172V173H195ZM259 172V173H258ZM18 174V175H16V176H14V174ZM34 173V172H33ZM99 173V174H98ZM100 173H102V174H100ZM164 173H165V175H164ZM173 173L174 174H178L177 176H173ZM179 173H184L182 176L179 174ZM191 173V174H190ZM210 173V172H209ZM75 174V175H74ZM117 174H114L113 176H112V178H114V177H116L117 176ZM188 174V175H187ZM238 174V175H237ZM241 174V175H240ZM260 174V175H259ZM6 176H7V174H5ZM20 175V176H19ZM69 175V177H68V179L66 180H63V182L64 183H62V182H60L59 184H58V182H57V184L55 183V185L53 186L54 188V190L52 191V193L55 195L56 193H60L61 192V189H62V187L64 186V185H68V184H66V183H69V184H72V183H74V181H76L77 180V178H78V172H77V170H76V172H74V173H69L68 174ZM70 175L73 177V176H76V177H70ZM233 175H234V177L238 180V179H240V180H238V181H240L241 183L242 182H246L247 184H248V186L245 188V189H241V190H244V191H242L241 192V195L242 196H240L242 199H245L246 201L248 200V204L246 203V204H244V205H241L242 207H237V206H235V207H231L232 205L230 204V203H228V201H227V203H228V205H226L227 203H226V198H225V196H224V194H222L221 192H223V189H221L222 187H221V185H220V183H222V182H224L225 183V185L226 186H228V187H230V189H229V191L231 190V191H235V190H237L238 188L236 187V188H233V182L234 181H237L234 177H233ZM243 175H245V176H243ZM4 176V172H3V174H2V172L0 173V180H1V178ZM106 176V177H105ZM109 176V177H108ZM153 176V177H152ZM155 176V177H154ZM160 176V177H159ZM170 176V177H169ZM179 176V177H178ZM215 176V177H214ZM224 176H226V178L224 179L223 177ZM232 178H231V177ZM18 179H17V178ZM94 177V178H93ZM109 178V180H108V178ZM164 177V178H163ZM171 177H173V180L171 179ZM174 177H176V178H174ZM191 177V178H190ZM217 177V178H216ZM16 178V179H15ZM24 180H23V179ZM25 178H28V180L26 181V179ZM29 178H31L33 181H31V179H29ZM74 178H76V180H74ZM96 178V179H95ZM105 178L107 179V181H105ZM117 178V177H116ZM139 178V180H137ZM151 178H153V180H151ZM165 178H167L166 180H165ZM202 178H203V180H202ZM214 178V179H213ZM94 179L96 180V181H94ZM104 179V180H103ZM156 179H158V181L156 180ZM160 179V180H159ZM170 179L172 180V181H170ZM175 179V180H174ZM183 179V180H182ZM199 179V180H198ZM201 179V180H200ZM232 179H234V180H232ZM94 182H93V181ZM97 180H98V182H97ZM102 180L104 181V182H102ZM190 180V181H189ZM192 180V181H191ZM228 180H230L231 182H229ZM243 180V181H242ZM26 181V182H25ZM72 181V182H71ZM122 181H123V183H122ZM125 181V182H124ZM200 181V182H199ZM205 181V182H204ZM215 181V182H214ZM220 181V182H219ZM25 182V183H24ZM33 182V183H32ZM105 182H107V183H105ZM151 182V183H150ZM162 182H164V184L162 183ZM165 182H166V184H165ZM169 182V183H168ZM174 182V183H173ZM179 182V184H176V183H178ZM193 182H198V183H193ZM202 182V183H201ZM42 183H45V184H43L42 185ZM83 183H87L86 184V188L83 190V193L82 194H84L85 193V195H80L81 194V192H77L78 190H79V188H80V186H81V184H83ZM107 185H105V184ZM134 184V186L132 187V185H130V184ZM156 183V184H155ZM201 183V184H200ZM216 183V184H215ZM219 183V184H218ZM2 184V183H1ZM63 186H62V185ZM102 184L104 185V186H102ZM126 184V185H125ZM145 184V183H144ZM163 184V185H162ZM174 184H176V185H179V186H176V185H174ZM203 184V185H202ZM223 184V183H222ZM3 185V184H2ZM2 185H1V188H3L2 187ZM6 185V184H5ZM40 185V186H39ZM59 185V186H58ZM79 187H78V186ZM115 185V186H114ZM128 185V186H127ZM138 185H143L142 187L141 186H139V188L137 187ZM148 185V187H147V189H145L146 188V186ZM157 185H158V189H156V187H157ZM160 185V186H159ZM174 185V186H173ZM216 185L218 186L217 188H216ZM231 185V186H230ZM20 186L24 189V191H23V189L22 188H20ZM36 186V187H35ZM42 186V187H41ZM92 186V187H91ZM96 186H97V188H96ZM117 186H118V188H117ZM124 186H126V187H124ZM129 186H131L132 188H130ZM154 186H156V187H154ZM165 186H167V187H165ZM6 187V186H5ZM20 188V190L18 189V188ZM59 189H58V188ZM111 187V188H110ZM114 187H116V188H114ZM122 188V190H121V188ZM145 187V188H144ZM150 187V188H149ZM175 187V188H174ZM179 187V188H178ZM197 187V188H196ZM250 187V188H249ZM33 188V189H32ZM42 190H41V189ZM46 188H47V190H46ZM68 188V189H67ZM78 188V189H77ZM87 188H89L90 190H88ZM93 188V189H92ZM96 188V190H94ZM126 188V189H125ZM144 188V189H143ZM154 190H153V189ZM164 190H163V189ZM171 189V191L169 190V189ZM212 188H214V191H215V189H216V192H218L217 193V195L220 193V195H216V192L214 193V191H213V189ZM220 188V189H219ZM254 188H256V189H258L256 186H254ZM27 189V190H26ZM30 189H32V190H29ZM58 189V190H57ZM125 189V190H124ZM150 189V190H149ZM166 189V190H165ZM168 189V190H167ZM208 189V190H207ZM248 189V190H247ZM26 190V191H25ZM40 190V191H39ZM46 190V191H45ZM77 190V191H76ZM99 190V191H98ZM104 190V191H103ZM109 190V191H108ZM129 190V191H128ZM140 192H139V191ZM146 190H149V192L148 191H146ZM204 190H206V191H204ZM211 190V191H210ZM219 190V191H218ZM221 190V191H220ZM241 190H239V192L241 191ZM20 191H23L22 193L20 192ZM27 191L29 192V194L28 195H31V194H34L35 192V194H37V193H43L44 194V192H48V193H45V195H41V196H36L35 197V199L33 198L34 197V195H31V196H27ZM57 191V192H56ZM76 191V192H75ZM93 193H92V192ZM108 191V192H107ZM111 191V192H110ZM115 191V192H114ZM128 191V192H127ZM135 191H137V194H136V192ZM144 191V192H143ZM156 191V192H155ZM161 191V192H160ZM198 191V192H197ZM204 191V192H203ZM75 192V193H74ZM95 192L96 193H98V194H95ZM100 192H101V194H102V196H100ZM103 192H107L106 194L105 193H103ZM126 192V193H125ZM131 194H133V195H131ZM133 192V193H132ZM141 194H139V193ZM168 192V193H167ZM182 192V193H181ZM191 192H192V195H191ZM206 192V193H205ZM211 192V193H210ZM23 194L26 198H29L30 200H27L26 199V204H24V205H21V209L19 208L20 206H13L14 205V202L16 201V204H17V198L18 197H23V196H21V194ZM25 193V194H24ZM72 193H74V194H72ZM80 193V194H79ZM87 193V194H86ZM92 193V194H91ZM120 193V194H119ZM123 193V194H122ZM150 193H151V195H153V196H151L150 195ZM166 193V194H165ZM193 193H196V194H193ZM208 193H209V195H212L213 194V202H215L214 204H212V205H215L214 207H210L209 206V208H207L208 207V204L210 203V201H209V198H210V196L208 195ZM224 193V192H223ZM230 194L231 193H233V192H229ZM16 194V195H15ZM77 194V195H76ZM94 194V195H93ZM104 194V195H103ZM114 194V195H113ZM148 194H149V196H148ZM168 194H170L169 195V197H168ZM251 194V195H250ZM14 195V196H13ZM53 195V196H54ZM87 195H89L88 197H87ZM96 195V196H95ZM116 195V196H115ZM127 195V196H126ZM131 195V196H130ZM135 195V196H134ZM136 195L138 196V197H136ZM147 195L148 197H145V196ZM156 195V196H155ZM162 195V196H161ZM174 195V196H173ZM178 195V196H177ZM180 195V196H179ZM185 195V196H184ZM202 195H205V196H202ZM256 196V197H253V196ZM71 196H72V199H71ZM73 196H75L74 197V200H73ZM81 196V197H80ZM86 196V197H85ZM95 198H94V197ZM110 197V198H107V197ZM124 196V197H123ZM126 196V197H125ZM129 196V197H128ZM134 196V197H133ZM143 198V196H144V198L146 199V198H148L149 200H150V198H153L152 200H148V204L151 206H149L148 205V207H146V205H143V202L145 201V199L143 198H141V197ZM151 196V197H150ZM164 196V197H163ZM219 196H220V198H219ZM34 199V200H36V198H39V199H37V201H36V203H34L35 201L34 200H31L32 198ZM60 197L58 198L59 200H60ZM70 197V198H69ZM100 197H102V199L100 198ZM119 197V198H118ZM121 197V198H120ZM135 198V199H133V198ZM166 197V198H165ZM188 197V198H187ZM203 197V198H202ZM209 197V198H208ZM223 197V198H222ZM83 198H85V200L83 199ZM88 198H90V199H88ZM97 199V201L98 200H100L101 202H94L95 200L94 199ZM100 198V199H99ZM106 198H107V201H106ZM141 200H140V199ZM155 198H156V202H154L155 201ZM196 198V199H195ZM208 198V199H207ZM52 199V198H51ZM112 199H115V201H113L112 203L110 202V201H112ZM123 199V200H122ZM138 199L142 202V203H140V201H138ZM164 199H166V201L164 200ZM14 200V201H13ZM91 200H92V202H91ZM118 202H117V201ZM120 200H121V202H120ZM143 200V201H142ZM178 200V201H177ZM186 200V201H185ZM189 200V201H188ZM222 200V201H221ZM251 200V201H250ZM29 201V202H28ZM32 201V202H31ZM86 201V202H85ZM107 203H106V202ZM134 201H136V202H134ZM154 203H153V202ZM164 201L166 202V203H164ZM183 201H185V202H183ZM31 202V203H30ZM39 202V203H38ZM51 202V203H50ZM84 202H85V204H84ZM116 202H117V204H116ZM120 202V203H119ZM123 202V203H122ZM140 204H139V203ZM182 202V203H181ZM191 202V203H190ZM226 204H225V203ZM13 203V204H12ZM28 203H29V205H28ZM51 204V211H53V212H51L50 210H49V206L48 205H50ZM74 205H73V204ZM87 203V204H86ZM106 203V204H105ZM110 203V204H109ZM119 203V204H118ZM137 203V204H136ZM180 203V204H179ZM44 204V205H43ZM48 204V205H47ZM90 204H91V206H90ZM132 204V205H131ZM144 204H146V203H144ZM153 204V205H152ZM163 204V205H162ZM182 204V205H181ZM200 206H199V205ZM252 204V205H251ZM42 205L45 207H42ZM45 205H47V207L45 206ZM81 205H83V206H81ZM85 205V206H84ZM87 205V206H86ZM99 205V206H98ZM116 205V206H115ZM138 205H140V206H138ZM172 205V206H171ZM226 205V206H225ZM250 207H249V206ZM27 206H29V207H27ZM39 206V207H38ZM40 206H41V208L42 209H44V210H40L39 209V211L37 210L38 208H40ZM71 206V207H70ZM74 208H73V207ZM76 206V207H75ZM78 206V207H77ZM97 206V207H96ZM108 208H107V207ZM111 208H110V207ZM115 208H114V207ZM137 206V207H136ZM159 206V207H158ZM188 206H190V207H188ZM252 206V207H251ZM27 207V208H26ZM31 207V208H30ZM32 207H34V208H32ZM36 207V208H35ZM95 207V208H94ZM100 207H101V209H100ZM199 207V208H198ZM227 209H226V208ZM26 208V209H25ZM28 208L30 209V210H32V211H30V213H29V210H28ZM66 208V209H65ZM71 208V209H70ZM83 208V209H82ZM85 208V209H84ZM92 208V209H91ZM128 208H130V209H128ZM146 208H148V209H146ZM160 208H161V210H160ZM170 208V209H169ZM204 208L206 209L207 208V210H206V212H208L209 213V215H210V217L208 218V216L209 215H206V212H205V214H203V215H199V217H201V219L199 220V219H197V222L199 223V224H197V223H195V220H194V216H192V215H195L196 213H198V212H203V210H204ZM237 208H239V209H237ZM245 208V209H244ZM22 209H25V210H22ZM45 209H47V210H49V212H47V210H45ZM81 209V210H80ZM91 209V211H89ZM94 209H96L97 211H95ZM149 209H151L150 211H149ZM155 209V210H154ZM158 209V210H157ZM174 209V210H173ZM183 209H184V211H183ZM203 209V210H202ZM232 209V210H231ZM235 209V210H234ZM242 209V210H241ZM65 210V211H64ZM80 210V211H79ZM106 212H105V211ZM119 210V211H118ZM131 210V211H130ZM133 210V211H132ZM154 210V211H153ZM173 210V211H172ZM187 210H189V212L192 214V215H186V216H184L185 214H182L183 212H185V211H187ZM192 210H196L194 213H192L191 211ZM234 210V211H233ZM241 210V211H240ZM19 211V214L17 213V212ZM42 212V211H44L45 213L47 212V214H48V217H47V214H43V213H40L39 214V212ZM60 213H59V212ZM69 211V212H68ZM77 211H79L80 213H78ZM116 211V212H115ZM128 211H129V214H128ZM149 211V212H148ZM168 211V212H167ZM177 211H179V212H177ZM231 211H233V212H231ZM238 211V212H237ZM75 212V213H74ZM140 212H142V213H140ZM159 212V213H158ZM216 212V213H215ZM225 214H224V213ZM251 212V213H250ZM23 213V214H22ZM27 213H28V215H27ZM50 213L53 215V216H51L50 215ZM54 213H57L56 215H54ZM87 213V214H86ZM118 213V214H117ZM126 213V214H125ZM153 213V214H152ZM172 213V214H171ZM7 214V213H6ZM60 216H59V215ZM81 214V215H80ZM101 214V215H100ZM161 214V215H160ZM174 214V215H173ZM177 214H178V216H177ZM42 215V216H41ZM50 215V216H49ZM73 215V216H72ZM86 215V216H85ZM98 217H97V216ZM114 215H116V216H114ZM121 215V216H120ZM142 215H143V217H142ZM151 215V216H150ZM235 215V216H234ZM79 216V217H78ZM84 216V217H83ZM87 216H88V218H87ZM93 216V217H92ZM96 216V217H95ZM114 216V217H113ZM168 216V217H167ZM180 216H181V218H180ZM206 217V218H203L202 219V217ZM8 218V220H7V218ZM6 217H3L4 218V220L5 221H8V222H10L11 221V224L12 225H10V223L8 224V222H6V227L8 226V228H10V230H12V231H15V232H18L19 231V229L18 228H20L21 226H18L19 225V223H21L22 221H24V222H26L25 221V219L24 218H22L21 217V219H20V221L18 222V218H12V220L11 219H9V217L8 216H6ZM40 217V218H39ZM45 217H47V218H49L50 220H53V218H55V222H49V221H46L45 220ZM118 217V218H117ZM175 217V218H174ZM177 217L179 218V220L177 221ZM212 217H213V219H212ZM237 217V218H236ZM3 218L0 220L1 222H3L4 220H3ZM86 218V219H85ZM91 218L93 219L92 221H91ZM96 218V219H95ZM121 218H122V220H121ZM125 218V219H124ZM146 218V219H145ZM156 218V219H155ZM159 218V219H158ZM197 218V217H196ZM217 218V219H216ZM40 219H42V220H40ZM90 219V220H89ZM95 219V220H94ZM98 219H100L99 221H98ZM111 220V222H110V220ZM139 219V220H138ZM149 221H148V220ZM181 219V220H180ZM189 219V220H188ZM204 219H205V222H206V225L205 224H203V222H204ZM211 219V220H210ZM256 218H254V220H255ZM37 220H39V221H37ZM43 220H45V221H43ZM87 220V221H86ZM102 220V221H101ZM115 220V221H114ZM119 220V221H118ZM121 220V221H120ZM126 220V223L124 222ZM132 220V221H131ZM145 220V221H144ZM147 220V221H146ZM200 222H199V221ZM217 220V221H216ZM229 220V221H228ZM4 221V222H5ZM40 221H42V222H40ZM98 221V222H97ZM114 221V222H113ZM235 221V220H234ZM28 222H30V221H27L26 223H28ZM95 222H96V224H95ZM104 222V223H103ZM123 222V223H122ZM139 222V223H138ZM155 222V223H154ZM177 222H178V225H179V227H177L178 225H177ZM180 222H182V223H180ZM186 222V223H185ZM207 222H208V224H207ZM227 222V223H226ZM228 222H229V224H231V225H229V226H227L228 225ZM34 223V222H33ZM116 225H115V224ZM122 223V224H121ZM132 223V224H131ZM176 224V225H174V224ZM190 223V224H189ZM219 223V224H218ZM223 223V224H222ZM13 224L15 225V226H13ZM23 224H25V223H23ZM75 224V225H74ZM81 224V225H80ZM90 224V225H89ZM103 224H104V226L106 227V229L107 228H109L108 230H106L105 231V227H103ZM120 224V225H119ZM126 224V225H125ZM186 224H188V228L186 227V230L184 229L185 227L183 226V225H186ZM201 224V225H200ZM212 226H211V225ZM246 224V225H247ZM3 225H5V223L3 224ZM29 225H31V224H29ZM28 225V227L26 228V229H28L30 226ZM47 225V226H46ZM198 225V226H197ZM209 225H210V227H209ZM224 225V226H223ZM245 225V226H246ZM10 226V227H9ZM17 226V227H16ZM23 226V225H22ZM38 226V227H37ZM115 227V229L116 230H120V231H117V232H115L113 229H114V227ZM125 228H124V227ZM172 226V227H171ZM181 226V227H180ZM191 226V227H190ZM196 226V227H195ZM52 229H51V228ZM163 227V228H162ZM199 227H201V228H199ZM249 227V228H248ZM83 228V229H82ZM89 228V229H88ZM190 228V229H189ZM195 228H196V230H195ZM197 228H199V229H197ZM205 228H208V229H206V231H205ZM210 228H212V229H210ZM44 229H46V230H44ZM95 229V230H94ZM111 229V230H110ZM163 229V230H162ZM164 229H165V232H164ZM173 229H174V231H173ZM180 231H179V230ZM182 229V230H181ZM216 229H218V230H216ZM221 229V230H220ZM223 229V230H222ZM0 230H1V226H0ZM51 230H52V232H51ZM87 230V231H86ZM101 230H103V231H101ZM111 231V233H109L110 231ZM185 230V231H184ZM203 230V231H202ZM207 230H208V232H207ZM210 230V231H209ZM214 230V231H213ZM40 231V232H39ZM48 232V233H50L51 235L49 236V235H47L46 234V232ZM85 231V232H84ZM93 231V232H92ZM96 231V232H95ZM98 231V232H97ZM113 231H114V233H113ZM123 231V233H121ZM147 231V232H146ZM163 231V232H162ZM170 231V232H169ZM183 231V232H182ZM198 233H197V232ZM201 232V234H206V235H204V236H202V237H200V232ZM255 231V232H254ZM42 232V233H41ZM105 232V233H104ZM178 232H180V233H178ZM206 232V233H205ZM26 232H24L23 233V235L25 234ZM88 233V234H87ZM99 233L101 234V233H103V234H106V235H109V234H111L110 236H102L103 234H101V235H99ZM116 233H119L118 235H116ZM163 233V234H162ZM176 235H175V234ZM15 234H17V233H15ZM120 234H122L121 235V238H119L120 237ZM180 234V235H179ZM208 234V235H207ZM56 235V236H55ZM114 235V236H113ZM212 235V238H211V240H209V239H207L206 237H208V236H211ZM219 237H218V236ZM255 235V234H254ZM48 236V237H47ZM100 236H102V238L100 237ZM112 236V237H111ZM115 236H118L117 238H115ZM175 236H176V239H178L179 241H176L175 242V240L176 239H174L175 238ZM179 236V237H178ZM183 236V237H182ZM187 236L188 237H190V238H187ZM214 236V237H213ZM108 237H110V239H107ZM128 239H127V238ZM132 237V238H131ZM135 237H137V238H135ZM172 237H174V238H172ZM20 238V237H19ZM112 238L114 239V240H112ZM164 238V239H163ZM185 238V239H184ZM199 238H201L202 239V241H204V242H202V241H200L199 240ZM246 238H245V240H246ZM51 239V240H50ZM77 241H76V240ZM99 239V240H98ZM101 239V240H100ZM104 239V240H103ZM117 239H119V240H117ZM182 241H181V240ZM192 239V240H191ZM46 242H45V241ZM75 242H74V241ZM98 240V241H97ZM174 240V241H173ZM183 240H184V242H183ZM207 240L208 241H210L209 243H212V244H209L208 242H207ZM226 240V241H225ZM234 240V239H233ZM262 242V243H260V241ZM50 241H52V243H50ZM72 241V242H71ZM126 241V242H125ZM161 241V242H160ZM225 241V242H224ZM235 242H238V238L236 239V240H234ZM74 242V243H73ZM77 242V243H76ZM100 242V243H99ZM124 242H125V244H124ZM128 242V243H127ZM136 242V243H135ZM168 242V243H167ZM170 242V243H169ZM181 242V243H180ZM191 242V243H190ZM203 244H202V243ZM208 244H207V243ZM214 242H215V244H214ZM219 242H220V244H219ZM259 242V243H258ZM48 243V244H47ZM106 244V245H109V246H106V245H104V244ZM117 245H116V244ZM123 243V244H122ZM184 243H186V244H184ZM242 243H244L243 242V239H241L240 240V242H238L237 244H242ZM22 243L20 242V243H18V245L16 246L15 245V247L16 248H20V247H22L23 245H21ZM76 244V245H75ZM198 244V245H197ZM206 245V247H205V245ZM214 244V245H213ZM260 244V245H259ZM20 245V246H19ZM41 245V246H42ZM112 245V246H111ZM119 245H121V246H119ZM171 245V246H170ZM202 245V246H201ZM218 245V246H217ZM249 245H250V247H249ZM19 246V247H18ZM104 246H106V248H104ZM115 246V247H114ZM173 246V247H172ZM214 246H217L215 249H214ZM258 246V247H257ZM75 248V249H73V248ZM171 247V248H170ZM176 247V248H175ZM147 248V249H146ZM188 248H191L190 250H188ZM203 250H202V249ZM241 248H242V250H241ZM63 249V250H62ZM82 249V250H81ZM96 249V250H95ZM99 251H98V250ZM102 251H101V250ZM145 249H146V251H145ZM149 249V250H148ZM162 249H164V250H162ZM175 249V250H174ZM180 249H182L183 251H180ZM235 249H237V250H240V251H237V250H235ZM65 250V251H64ZM72 250V251H71ZM139 250V251H138ZM144 250V251H143ZM234 250V251H233ZM246 250V251H245ZM259 250V251H258ZM142 251V252H141ZM151 251V252H150ZM163 251V252H162ZM250 251V252H249ZM263 251V252H262ZM69 254H68V253ZM73 252V253H72ZM80 252V253H79ZM82 252V253H81ZM107 252H109V251H107ZM125 252V253H124ZM149 252H150V254L151 255H153V256H151L150 254H149ZM153 252V253H152ZM211 252V253H210ZM233 252V253H232ZM238 252H239V254H238ZM259 252V253H258ZM35 253V254H34ZM76 253V254H75ZM98 253V254H97ZM119 253V254H118ZM123 255H122V254ZM143 253H145V254H143ZM216 253V254H215ZM253 255H252V254ZM65 254H67V255H65ZM130 254V255H129ZM143 254V255H142ZM147 254V255H146ZM161 254H162V256H161ZM164 254V255H163ZM166 254V255H165ZM219 254V255H218ZM236 254H238L237 256H235ZM245 254H246V257H244L245 256ZM262 255V256H260V255ZM0 261H1V264H4L3 263V256H4V258H6V257H8L9 255H7V253H5L4 254V252H2V250H0ZM95 255V256H94ZM142 255V256H141ZM241 255H243L242 257H240ZM255 255V256H254ZM259 255V256H258ZM35 256V257H34ZM51 256V257H50ZM63 256H64V258H63ZM67 256V257H66ZM169 256V257H168ZM247 256H249L250 258H252L253 256V259L255 260H253V259H248V257ZM37 257V258H36ZM123 257H126L127 259H125L124 260V262H120V260L123 258ZM131 257V258H130ZM141 257V258H140ZM166 257H168L167 259H168V261L170 262V263H167V262H164V259L166 258ZM217 257V258H216ZM219 257H221V259L219 258ZM240 257V258H239ZM244 257V258H243ZM27 258H25V259H27ZM31 258V259H30ZM62 258V259H61ZM66 258V259H65ZM121 258V259H120ZM160 258V259H159ZM162 258V259H161ZM215 258V260L216 261H214L213 259ZM257 258V259H256ZM10 259H13V258H10ZM49 259V260H48ZM78 259V260H77ZM105 259V258H104ZM115 259V260H114ZM131 259H133V260H131ZM140 259V260H139ZM212 259V260H211ZM236 259H238V260H236ZM28 260V259H27ZM31 260V261H30ZM33 260V261H32ZM63 260V261H62ZM65 260V261H64ZM83 260V261H82ZM199 260V261H198ZM218 260V261H217ZM220 260V261H219ZM35 261V262H34ZM36 261H37V263H36ZM47 261V262H46ZM114 261V262H113ZM175 261V262H174ZM241 261V263H243ZM80 262V263H79ZM84 262V263H83ZM86 262V263H85ZM110 262H112V263H110ZM174 262V263H173ZM22 263H24V264H26L25 263V261L23 260L22 261ZM241 263H239V264H241ZM262 263V262H261ZM264 264V263H263Z\"/></svg>",
  "mask_w": 264,
  "mask_h": 264
},
{
  "label": "bare ground",
  "instance_id": "bare-ground-1",
  "mask_svg": "<svg viewBox=\"0 0 264 264\" xmlns=\"http://www.w3.org/2000/svg\"><path fill=\"white\" fill-rule=\"evenodd\" d=\"M3 0H1V2H2ZM12 1H16L17 2V0H12ZM30 1H33V0H20L19 1V3H23V2H30ZM35 1V0H34ZM47 1H50V2H48V4H51V2H52V0H47ZM82 0H56L50 7L49 6H47L48 4H45L44 2H41V0L38 2V0L36 1L37 2V5L38 4H41V6H39V7H37V11L35 12V11H33V8H24V9H22L21 10V12L20 11H18V10H20L19 8L18 9H15V11H14V14H15V16L17 17V18H19V19H21V23H22V21L24 22V27H23V29L21 28V25H20V28H19V30L17 29L16 30V22H13L12 20H10L9 18H6V17H4L6 20H4L2 17H1V15H3L4 13L5 14H7V13H9V15L11 14V12H6V11H4V13L3 14H1L2 12H0V34H1V36L3 35H6L7 37L6 38H1L0 39V45L2 46V47H4V48H6V47H8L10 44H12V43H14V41H16L20 36H21V34L23 33H25V32H29L30 30H28V29H30V27L33 29V27H34V23L35 22H33L32 20H34V19H32L33 17H40V19H43V21L44 20H46L45 19V17H46V15H47V17L49 18V20H48V18H47V20L48 21H52V22H55V25H57V26H55L54 27V30L56 31V32H59V34H62V35H64V36H62V37H67V41H68V43L70 42V44H66V40H63V38L62 37H58V38H60L59 39V46H55V44L54 45H50L49 46V49H46L45 51H44V49H42L43 51L40 53V54H38L39 52H38V46L37 45H35L33 48H30V49H27V48H22L24 51L26 50L28 53H29V55H26V56H28V57H26L25 56V53H23V52H21V53H0V74H3V76H4V78H5V81L6 82H4V81H2V82H4L3 84H5V85H10L9 86V88L7 87V88H4V90L7 92V93H0V114H3V116L2 117H0V133H2L1 135H0V173L2 172V174H3V172H4V176L1 178V180H0V220L3 218V217H6V216H8L9 217V219H11L12 220V218H20L21 219V217L22 218H24L25 219V221L27 222V221H30V222H28V223H26V222H24V221H22L21 223H19V225L18 226H21L20 228H18L19 229V231L18 232H15V231H12V230H10V228H8V226L6 227V222H8L9 220H8V218H7V220L8 221H5L4 220V218H3V220L5 221H3V222H1L0 221V226H1V230H0V250H2V252H4V254L5 253H7V255H9L8 257H6V258H4V256L2 257L3 258V263L4 264H24V263H22V261L24 260L25 261V263L26 264H29V258H27L28 256L30 257L33 253H32V251L33 252H35L36 251V253L39 255V258H42V257H40V256H44L45 255V253H47V252H49V255H50V252H52V251H50V247H51V245H49L48 243V245H46V246H44V243H43V245H42V243H41V239H39V238H41V235L39 234V236H37L36 237V233L35 232H32V231H30L29 229H31L32 227H33V225L35 226L36 224H37V222L35 221V219H37L38 217L37 216H35V215H37V214H33L32 215V213H31V215H30V217L28 216L27 218H25L24 216H26V215H24L23 213V215H15V213L14 214H9L10 212H11V210H13L14 208H12L11 210H10V212L8 211L9 209V207L11 208V205L10 206H8V204H10L9 202H8V200H10V202H11V195H12V192H5L6 190H9V188L11 187V185H13V187L10 189V191L11 190H13V188H14V186H16L17 184H19V183H17V184H14V183H16V182H14V178L12 179V177H9V174H8V172L6 171V169L4 170V167L5 166H7L8 164L6 163L7 161L4 159V158H6V157H8V158H10L9 156H11L12 154H20V155H22L23 156V154H24V151L25 150H29L30 148H34V147H31L32 145H33V143H34V139L32 138V131H31V129L29 130V129H25L26 130V137L24 138L23 137V135H22V137H20V138H22L23 140H18L16 143L14 142V145L13 146H9V145H7V144H9L10 142H12L13 143V141L16 139V137L19 135V134H21L19 131V129H21V128H16V127H14L13 128V131L12 132H7V133H3L4 131H5V129H7L6 127L9 125H4L5 123H7V122H5V123H3L2 124V121H3V118L4 117H8V116H12L13 117V119L15 118L16 119V117L15 116H13L12 114L13 113H16V111L18 112V110H20L21 111V108H20V104H18V102L20 101L19 99L20 98H23V97H21L22 95L21 94H24L23 92H24V86H25V84H27V82H26V80L24 79V77H25V75H26V77H28V76H31L32 77V79L31 80H33L34 81V79H38L36 76H34V72H39V75L40 76H45V74L48 76L49 74V71L48 70H45L46 68H49L50 69V67H54V66H56L55 65V63L56 62H58V63H61V62H64L65 61V59H67L68 61L69 60H72V59H74V58H76V59H79V58H82V59H85V61L88 59V57L89 56H91L92 54H94V53H100V52H107V51H112V50H114L115 49V44L116 43H118L119 42V40H122L121 39V37L123 36V35H125L126 34V36L128 35L127 34V32L128 31H130L131 29L129 28V26L127 25V21L125 20V19H122V18H120V16L117 14V13H121V11H120V6L122 5V9L121 10H126V11H128L129 10V8H131V6L130 7H128L126 4H124V2H123V0H119L120 2V4H117L118 3V1L116 2V1H114V0H111L110 2L112 3V6L114 7V10L116 11H112L113 9H111V11H112V13H107L109 16H100V14L98 13V12H96V14L97 15H91V10L89 11V10H87L88 8H86V10L87 11H84V12H81V13H78V11L79 10H81L83 7H82V5H78V4H75V2H77V3H82L83 4V2H81ZM84 1V0H83ZM103 1V0H102ZM105 1V0H104ZM154 1V0H153ZM156 1H158V0H155V2ZM163 1H165V0H163ZM196 1V0H195ZM209 1V0H208ZM212 2H214L215 1V4L214 3H212L213 5H214V7H217L216 9H212V6L211 5H209V6H211V9H212V13L213 12H216V11H219L220 9V6L222 5L223 6V9L226 7L227 9H228V4H231L230 6H232L231 8H232V11L231 10H229V11H227V9L226 10H224L223 11V9L221 10V12H223V13H219L220 15H221V17H219V18H221V19H225V20H227V22H224L223 23V20H222V23H220V19L219 20H214L213 19V17H212V19L213 20H211V19H209V18H207V20L205 19L204 21L203 20H200L199 18V20L200 21H203L201 24V26H200V24H199V26L197 25L196 27H195V20L196 19H194V23H192V24H190L189 23V25L187 24L186 26H184L183 27V16H182V24L180 25L179 24V27H181L180 28V30H179V28H178V32L176 31V34L174 35V38H173V40L171 41L170 40V43L166 46V45H162V47H159L158 49L156 48V51H157V54L158 55H161V56H159V58H160V60L161 61H168V62H174V63H178L179 61H178V58L179 57H182V56H185V58H186V60H188L189 62H191V64L192 63H195L196 61H199V60H202V58H205L206 57V55L204 56L203 54H202V56L203 57H201V56H198L197 55V51H199V48H201L202 47V44H199V41L200 40H202V38H204V37H206V36H208V35H211V36H209V38H211L212 36H214V38H215V36L217 35V33H221V34H219V36H222V37H224V40L226 39V40H228V42L230 41L232 44H233V46H234V49L237 51V48L239 47V51H241L240 52V54H241V56L243 55L244 57H242V58H240L239 57V55L237 56V60L238 61H233L231 64H230V66H232V68H234V69H239V70H241L240 71V75L243 77V78H246V74L247 73H245V71L250 67V61L251 60H253L254 61V66H255V68L254 69H256V73H255V75H254V78H255V82H253V85H252V87H253V89L258 93V95L260 96V98H258L259 100H260V102H261V104H262V106H261V112L262 113H264V96H263V93H264V0H211ZM41 2V3H40ZM92 2H94L93 0H92ZM96 2V1H95ZM106 2V1H105ZM107 2H108V0H107ZM106 2V3H107ZM132 2V1H131ZM136 2V1H135ZM141 2H142V0H141ZM151 2V1H150ZM159 2H161V0L159 1ZM158 2V3H159ZM185 2V1H184ZM206 2H207V0H206ZM15 3V2H14ZM90 3V2H89ZM100 3V2H99ZM106 3H104V4H106ZM129 3V2H128ZM157 3V2H156ZM191 2H189V0H188V4H190ZM211 3V2H210ZM228 3V4H227ZM7 4V3H6ZM86 5H87V3H85ZM103 4V3H102ZM103 4V5H104ZM108 4H110V3H108ZM130 4V3H129ZM137 4V3H136ZM141 4V3H140ZM153 4V3H152ZM163 4V3H162ZM185 4V3H184ZM196 4V3H195ZM225 4H226V6H225ZM2 5H3V3H2ZM4 5H5V3H4ZM3 5V6H4ZM16 5V4H15ZM90 5V4H89ZM120 5V6H119ZM135 5V4H134ZM191 5V4H190ZM204 5V4H203ZM1 6V5H0ZM8 6V5H7ZM14 6V5H13ZM65 6H67V7H75V8H77V10H74V11H76L75 13L73 12V13H71V14H69V15H64V14H61V15H58L59 13H57V12H55L56 10H54L53 11V9H63ZM93 7H94V5H92ZM98 6V5H97ZM107 6V5H106ZM104 7L103 8V6H102V9H104V10H106V8L107 7ZM197 6V5H196ZM200 6V5H199ZM202 6V5H201ZM204 6H206V3H205V5ZM204 6H203V8H204ZM208 6V5H207ZM66 7V8H67ZM69 7V8H70ZM90 7H91V5H90ZM92 7V8H93ZM96 7V6H95ZM94 7V8H95ZM100 7V6H99ZM140 7V6H139ZM151 7V6H150ZM159 7V6H158ZM191 7V6H190ZM219 7V8H218ZM65 8V9H66ZM134 8V7H133ZM154 8H155V6H154ZM183 8H184V6H183ZM230 8V9H231ZM0 9H1V7H0ZM39 9H42L41 10V12H39L40 10ZM47 9H52L51 11H49V10H47ZM68 9V8H67ZM136 9V8H135ZM150 9V8H149ZM158 9V8H157ZM2 10H3V8H2ZM6 10V9H5ZM93 10V9H92ZM140 10H142L141 8H140ZM144 10V9H143ZM143 10H142V12H143ZM152 10V9H151ZM168 10H169V8H168ZM175 10H177L178 12H179V10L178 9H175ZM205 10H208V9H205ZM1 11V10H0ZM93 11H95V10H93ZM106 11H108V8H107V10ZM110 11V10H109ZM134 11V10H133ZM133 11L131 12L132 14H134L133 13ZM136 11V10H135ZM150 11V10H149ZM157 11H159V10H157ZM173 11V10H172ZM59 12V11H58ZM125 12V11H124ZM146 12H148V9H147V11ZM151 12V11H150ZM163 12V11H162ZM165 12V11H164ZM171 12V11H170ZM228 12H231V13H228ZM49 13H52V15H51V17H49L48 16V14ZM63 13V12H62ZM106 13V12H105ZM140 13V12H139ZM159 13H161V11L159 12ZM166 13V12H165ZM173 14H176L175 13V11L174 12H172ZM188 13V12H187ZM208 13H210V12H208ZM218 13V12H217ZM217 13L214 15V17H217ZM227 13V14H226ZM38 14H40V15H38ZM119 16H117V15ZM130 14V13H129ZM143 14V13H142ZM163 14V13H162ZM8 15V14H7ZM9 15L7 16V17H9ZM12 15V17H15L13 14H11ZM38 15V16H37ZM121 15H124L123 13H121ZM134 15H137V13L136 14H134ZM180 15V14H179ZM182 15V14H181ZM184 15V14H183ZM213 15V14H212ZM242 15V16H241ZM125 16V15H124ZM127 16H128V13H127ZM133 16V15H132ZM185 16V15H184ZM191 17H192V15H191ZM242 17V18H241ZM16 18V19H17ZM193 18V17H192ZM243 18H244V20H243ZM32 19V20H31ZM50 19H52V20H50ZM133 20V19H132ZM193 20V19H192ZM192 20H191V22H192ZM198 20V21H199ZM19 21V20H18ZM199 21V22H200ZM33 22V24H31ZM93 23V24H96V26H95V28H87L86 27V25H87V23ZM43 23V22H42ZM18 24V23H17ZM134 24V23H133ZM136 24V23H135ZM41 25V24H40ZM43 25V24H42ZM204 25V26H203ZM18 26V25H17ZM53 26V25H52ZM131 26V25H130ZM19 27V26H18ZM134 27V26H133ZM133 27H132V29H133ZM135 27H137V26H135ZM193 28H195V30H193ZM81 29H83L82 30V32L81 31H79V30H81ZM130 29V30H129ZM16 30V33H13V34H11V36H8V34L10 33V32H12V31H15ZM134 30V29H133ZM76 31H79V33H76V34H74ZM132 31V30H131ZM137 31H138V29H137ZM136 31V29L134 30V32H137ZM187 31H189L187 34H186V32ZM251 31H252V33H251ZM37 32V31H36ZM51 32V31H50ZM33 33V32H32ZM31 33V31H30V34H32ZM132 33H133V31H132ZM131 33V34H132ZM26 34V36L27 35H29V33H25ZM34 34H36V33H34ZM131 34H129L130 36H131ZM137 34V33H136ZM197 34H198V36H197ZM128 35V36H129ZM36 36H37V34H36ZM126 36H124V37H126ZM251 36H256L258 39V43H251ZM17 37V38H16ZM28 37H30V36H28ZM32 37V36H31ZM197 37V38H196ZM217 37V36H216ZM255 37V38H256ZM33 38V37H32ZM68 38H69V40H68ZM127 38V37H126ZM195 38H196V40H195ZM23 39H25V38H23ZM27 39V38H26ZM31 39V38H30ZM34 39V38H33ZM39 39V38H38ZM125 39V38H124ZM207 39V38H206ZM204 40H205V38H204ZM203 40V41H204ZM225 40V41H226ZM254 40H256V39H254ZM18 41V40H17ZM28 41V40H27ZM31 41H33V40H31ZM53 41V40H52ZM126 41V40H125ZM21 42V41H20ZM35 42V41H34ZM61 42H63V44L64 45H62V43ZM121 42H124V41H120L119 43H121ZM205 42H209V40H207V41H205ZM204 42V43H205ZM229 42V43H230ZM27 43V42H26ZM28 43H30V42H28ZM36 43V42H35ZM53 43H55V41L53 42ZM53 43H51V44H53ZM241 43H243L244 44V46L245 45H247V47L249 46V47H251V48H247L246 49V47L244 48L243 47V51H242V47H241ZM66 44V45H65ZM31 45V44H30ZM119 45V44H118ZM118 45H116V46H118ZM218 45V44H217ZM43 46V45H42ZM205 46V45H204ZM12 47V46H11ZM18 47V46H17ZM16 47V48H17ZM121 47V46H120ZM119 47V48H120ZM167 47V48H166ZM118 48V51L120 50ZM122 48V47H121ZM170 48V49H169ZM117 49V48H116ZM215 49V48H214ZM225 49V48H224ZM7 50V49H6ZM13 50H15V49H13ZM232 50V49H231ZM153 51V50H152ZM154 51H155V49H154ZM211 51H213V49L211 50ZM227 51H228V49H227ZM9 52V51H8ZM19 52V51H18ZM116 52V51H115ZM112 53V52H111ZM110 53V54H111ZM232 53V52H231ZM233 53H235L234 51H233ZM246 53V54H245ZM237 54V53H236ZM96 55H98V54H96ZM170 55H173V56H170ZM214 55V51L211 53V54H209V56H208V59L210 60V61H212V63H213V66L215 65V66H218V64H217V61L218 60H216V58L215 57H210V56H213ZM229 55V54H228ZM232 55V54H231ZM101 55H99L98 56V59H99V57H100ZM154 56V55H153ZM152 56V57H153ZM170 56V57H169ZM223 56H225V55H223ZM140 58V57H139ZM139 58L137 57V59L135 60L136 62H141V61H146L145 59H141V60H139ZM158 58V57H157ZM168 58V59H167ZM90 59V58H89ZM151 59V58H150ZM183 59V58H182ZM226 58H224V60H225ZM95 60V59H94ZM152 60V59H151ZM154 60H156V58L154 59ZM97 61H100V59L99 60H97ZM75 62V61H74ZM73 61H72V64H70V65H67V64H65V66H63V69H65L67 72H68V68L70 69L72 66V69H74L75 70V68L77 67V68H79V67H82L81 66V64H80V61H78L77 60V62H75L74 63ZM96 62V61H95ZM103 62V61H102ZM182 62V61H181ZM225 62V61H224ZM252 62V61H251ZM70 63V62H69ZM85 63H87V61L85 62ZM91 63V62H90ZM101 63V62H100ZM221 63V62H220ZM226 63V62H225ZM238 63H240L239 65H238ZM103 64V63H102ZM107 63H105L104 62V65H106ZM111 64V63H110ZM155 64V63H154ZM153 64V65H154ZM167 64V63H166ZM182 64H183V62H182ZM61 65V64H60ZM83 65H84V63H83ZM95 65V64H94ZM93 65V66H94ZM115 65V64H114ZM125 65H127V64H125ZM146 65V64H145ZM222 65V64H221ZM229 65V64H228ZM128 66H130V65H128ZM144 66V65H143ZM168 66H169V64H168ZM171 66V65H170ZM174 66V65H173ZM178 66V65H177ZM186 66V65H185ZM184 66V67H185ZM212 66V68H214ZM65 67V68H64ZM75 67V68H74ZM101 67V66H100ZM108 67V66H107ZM106 67V68H107ZM118 67H120V66H118ZM121 67H126V66H121ZM176 67V66H175ZM183 67V66H182ZM181 67V68H182ZM193 67H195V65L194 66H192V67H188L186 70H185V75L183 74L184 73V71H182L181 73H180V75L181 74H183L185 77L184 78H187V77H190L191 78V76L193 77V76H196V77H200V75L201 74H203L205 71L203 70V69H200V73H198V72H196L195 70L193 71V70H188L189 68H193ZM206 67V66H205ZM208 67V66H207ZM210 67H211V65H210ZM218 67H220L221 68V66H218ZM217 67V68H218ZM29 68L31 69L30 71H29ZM33 68V69H32ZM56 68H57V66H56ZM55 68V69H56ZM88 68V67H87ZM216 68V69H217ZM62 69V68H61ZM95 69V68H94ZM108 69V68H107ZM146 69V68H145ZM148 69V68H147ZM149 69H152L151 67L149 68ZM148 69V70H149ZM176 69V68H175ZM195 69V68H194ZM199 69V68H198ZM215 69V68H214ZM249 69H251V68H249ZM58 70V69H57ZM73 70V71H74ZM91 70V69H90ZM93 70V69H92ZM97 70V69H96ZM99 70V69H98ZM97 70V71H98ZM104 70V69H103ZM102 70V71H103ZM156 70V69H155ZM197 70V69H196ZM219 70V69H218ZM217 70V71H218ZM223 70H226V72H225V74L228 72V70L226 69V67L225 68H222V70L221 71H223ZM230 71H232L231 69H229ZM3 71V72H2ZM60 71V70H59ZM89 71V70H88ZM102 71H101V73H102ZM114 71V70H113ZM117 71V70H116ZM115 71V72H116ZM139 71V70H138ZM153 71H154V69H153ZM169 71H171V70H157V71H155L154 73H152L151 75H147L150 79H148V80H146L145 82H146V84L144 85V86H141V88L140 89H138L137 90V94H138V96H142L143 98L141 99V101L140 102H138L137 103V100L132 104H130L131 106L129 107V104H128V101L130 100V98H126V97H123V96H117V94L115 95L114 94V96H107V95H105L102 99L100 98V99H96L94 96H89L87 93H83V94H85V95H82L81 96V94H82V92H81V94L79 95V96H81V97H78V94H77V88L75 87V85L74 84H72V83H70L68 80H66V79H68V77H63V78H60L59 80L57 79V81L56 82H51L52 84L50 85V87H53L52 89H50L49 90V93L48 94H46L47 96H45V98H47L46 99V102H45V105L47 106V107H49V109L46 111V108L44 109V111H46V114H45V112H43V114L41 115V117H40V119H43V122H45L44 120H46V122H45V124H47V126L44 124V123H42L43 125H45L44 126V128L43 129H45V128H47V129H45L43 132H42V134L41 135H39V136H41V138H44L46 141H48V145H49V147L48 148H50L51 147V145H52V143H54V141H58V140H65L66 139V137H64L65 135H64V133L65 134H67L68 136H70L68 139H66V141L68 142V143H72V146H73V148L75 149V152L73 153V159H72V161H70L69 163H68V165L65 167L64 165V163L66 162V161H63L64 159H63V157H62V160L60 161V160H57L56 162L57 163H60L59 165L58 164H56L55 162H54V160H55V158H56V156L54 155L53 157H52V159L50 160V161H42V160H39L38 159V162H35L34 160H33V163H32V161H31V159H28V162H27V164H25V165H27V169H26V171H29V172H32V176H33V178L35 177V176H37L38 178H41L42 180H41V182H43V180H45V183L48 185V187H49V189L48 190H51L50 192V194H51V197H47L46 195H45V193H48V192H44V194L43 193H37V194H31V195H34V199H35V197L36 196H41V195H45V197H46V199H41L40 197V200H38L40 203H42V202H45V201H51L52 202V206H51V202L49 203L50 205H48L49 207V210L51 211V209L53 208V206H57V209H58V205H57V203H60V205L59 206H61V208L62 207H64L65 205H67L66 207H68V205H70V202L72 201V200H70V202H69V200H68V198L67 197H64V198H62L61 199V195H63L64 194V196H66V193H68V191H69V193L71 192V190H74V189H71V188H76V184L81 180V182H83L84 180L83 179H85L86 180V177L88 178V177H90V176H93V174H96V172L101 168V164H99V167L100 168H98V161H99V159L100 158H102L103 159V161H102V163L103 164H105V162H107V161H109L110 159H112V161H114V160H123V161H127V162H132V163H135L136 165H138L139 166V171L136 173L137 175H138V177L140 178V180L141 179H143L144 180V183H143V181H141L142 182V184L143 185H146V182L148 181V179H149V175H147L148 174V172L150 171V169H149V165H150V163H152V162H150V160H151V155H150V153H152V156H154V159H156V160H158L159 161V163L158 164H160V166L161 165H166L167 164V166H175L176 165V163H175V165L173 164V162H176V160H175V158L178 156H180V154L179 153H181V155L183 154V153H185V152H187L186 154H189L188 153V151H190V150H193L192 151V154H195V157H196V161H198V166L197 167H199V168H201V169H203V171L204 172H206V173H201L200 174V171H198V176H199V178H201V177H203V178H205V180H207L208 182H205V184L206 185H209V186H211V185H213V184H210V176H211V174L214 172V173H223L224 175L227 173V172H225V170L226 169H224L223 168V166L225 165V167H226V165H229L230 163L227 161V160H223L222 159V157H220L219 155V158H221V159H218V160H213L212 158H210V157H208L207 156V152L205 153V150L204 149H202V145H201V143H200V139L198 140V142L197 141H193V140H187V141H185V146H183L182 147V149H184V151L183 152H180L179 151V153L178 154H176L177 153V148L179 149V143H184L183 141L181 142L179 139H176V141L175 140H172L171 142H170V140L169 141H167L168 139H170L169 137H165V135H162V132L159 134L160 135V137L159 138H156V136L154 137L155 139H153V138H151L150 137V133L148 132L149 130H152V126H150V124H145V127L143 126L142 128H140L139 129V126L141 125V123L143 122L142 120L143 119H145V118H147V116H150L151 114H165V113H169V112H171V110L173 109L174 110V108L176 109V110H174V111H172V112H178L179 110L181 111V113H183V115L181 116V118H185L186 119V122H185V124H187V123H190V120H191V122L192 123H194L195 124V122H197L198 123V125H197V123H196V125H197V127H196V125H193L194 126V130H192L194 133H196L197 132V134H195V135H198V136H201L202 137V135H200V134H198V133H203V132H205L206 131V129H208L209 127H211L210 125H212V121H213V118H214V120L217 118V117H219L218 119H221V117H226V122L223 120L224 118H222V120H223V122H225V124L228 122V119H229V121L232 123H234V121H232V120H234L235 118L237 119L240 115V113H236L235 111L233 112L230 108H229V106H232L233 105V103H234V100L233 101H231L232 102V105L230 104L229 106H227V103L225 104V103H223V102H221V101H219L220 99H221V95H223V94H225V93H223V92H219L218 91V89L217 88H220L221 89V87H220V85H219V87H215V86H213V85H211L212 83H210L209 84V87L208 88H210L212 91H217V97L215 96V95H213V97H212V99H214V100H211V101H209L208 103H206L205 105H203L202 107H201V103H202V97H201V99L200 100H198L197 98H195L196 97V95H194L193 93H191V95H190V97H189V99H185L184 101L182 100V101H178V102H175V104L174 105H172V104H170V105H168V106H166V107H163L162 106V108H160L159 109V107L157 108V109H155V111L153 110V111H150L149 113H147V114H145V112L143 111V110H145V109H143V107H146V109H148L149 107H148V104L149 103H151V101H149L150 100V98L151 97H153L155 100H159L160 102H164V101H167V100H170L169 98H171V96H168L169 94H171V92H168V91H166V90H168V89H166L165 90V88L163 89V91H161V88H159V87H157V86H155L156 84H157V82L155 81V78H158V75L159 74H162L163 72H165V74L163 75V76H166V75H169L168 74V72ZM172 71H175V70H172ZM177 71V70H176ZM210 72H211V70H209ZM208 71V72H209ZM221 71H218L217 73H219V74H223ZM51 72L52 71H50V74H51ZM53 72H55L54 70H53ZM52 72V73H53ZM92 72V71H91ZM96 72V71H95ZM207 72V71H206ZM238 72V71H237ZM22 73L23 74H25L23 77H21V75H22ZM31 73H33V74H31ZM79 73V72H78ZM101 73H99L98 72V74L99 75H102ZM106 73V72H105ZM117 73H119V71L117 72ZM229 73V72H228ZM63 74V73H62ZM72 75H73V73H71ZM75 74V73H74ZM145 74V73H144ZM179 74V73H178ZM224 74V75H225ZM235 74V73H234ZM28 75V76H27ZM61 75V74H60ZM117 75V74H116ZM130 75H131V73H130ZM209 75V74H208ZM212 75L213 74H211V77H212ZM215 75V74H214ZM46 76V77H47ZM51 76V75H50ZM63 76H65V74L63 75ZM68 76V75H67ZM83 76V75H82ZM96 76V75H95ZM137 76V75H136ZM146 76V75H145ZM144 76V77H145ZM147 76H146V79H147ZM159 76H161V75H159ZM162 76V77H163ZM176 76V75H175ZM174 75H169V77L170 78H173V77H175ZM202 76V75H201ZM223 76V75H222ZM34 77V78H33ZM45 77V78H46ZM52 77H53V75H52ZM54 77H56V76H54ZM62 77V76H61ZM101 79H102V76H99ZM98 77V78H99ZM108 77V79H109V77H110V75H108L107 76ZM118 77V76H117ZM143 77V78H144ZM153 77H154V79H153ZM177 77V76H176ZM175 77V78H176ZM182 77L183 76H181L180 78L182 79ZM210 77V76H209ZM76 78H77V76H76ZM79 78V77H78ZM93 78H94V75H93ZM96 78V77H95ZM94 78V79H95ZM105 78V77H104ZM103 78V79H104ZM111 78V77H110ZM114 78V77H113ZM125 78V77H124ZM128 78V77H127ZM135 78V77H134ZM166 78V77H165ZM219 78H220V76H219ZM225 78H227V76H224L223 77V80L225 79ZM230 78V77H229ZM27 79V78H26ZM28 79H29V77H28ZM51 79V78H50ZM53 79V78H52ZM69 79H72V78H69ZM81 79V78H80ZM89 79V78H88ZM101 79H99V81H101ZM112 79V78H111ZM133 79V78H132ZM136 79H137V77H136ZM163 79V78H162ZM179 79V78H178ZM189 79V78H188ZM201 79V78H200ZM212 79V78H211ZM214 79H215V77H214ZM4 80V79H3ZM73 80V79H72ZM72 80H71V82H72ZM98 80V79H97ZM106 79H104V81H105ZM115 80V79H114ZM130 80V79H129ZM144 80V79H143ZM158 80V79H157ZM193 80V79H192ZM207 80V79H206ZM217 80V79H216ZM240 80H242V79H239V81ZM74 81V80H73ZM80 81V80H79ZM98 81V82H99ZM119 81V80H118ZM162 81H164V80H162ZM168 81H170V79L168 80ZM183 82H185L184 80H182ZM182 81H181V83H182ZM220 81V80H219ZM238 81V82H239ZM248 81V80H247ZM253 81V80H252ZM1 82V81H0ZM76 82H78L77 80H76ZM83 82V84L85 83L84 82V80L82 81ZM167 82V81H166ZM191 82V81H190ZM190 82H189V84H190ZM196 82V81H195ZM200 82V81H199ZM212 82H214L213 80H212ZM221 82H224V81H220L219 83H221ZM226 82V81H225ZM227 82H229V81H227ZM235 82V81H234ZM42 83V82H41ZM87 83V82H86ZM104 83V82H103ZM116 83H117V81H116ZM115 83V84H116ZM140 83V82H139ZM161 83V82H160ZM188 83V82H187ZM198 83V82H197ZM235 83H237V82H235ZM248 83V82H247ZM250 83V82H249ZM45 84V83H44ZM44 84H39V87L40 88H42L43 86H44ZM81 84V83H80ZM82 84V85H83ZM88 84V83H87ZM121 84V83H120ZM143 84V83H142ZM163 84V83H162ZM191 84H192V82H191ZM196 84V83H195ZM199 84V83H198ZM201 84V83H200ZM207 84H208V82H207ZM214 84V83H213ZM223 83H221V85H222ZM229 84V83H228ZM227 84V85H228ZM239 84V83H238ZM241 84V83H240ZM243 84V83H242ZM241 84V85H242ZM74 85V86H73ZM111 85V84H110ZM166 85V84H165ZM203 85V84H202ZM201 85V86H202ZM217 85V84H216ZM225 85V84H224ZM223 85V86H224ZM230 85V84H229ZM243 85H245V84H243ZM248 85V84H247ZM95 86V85H94ZM122 86H124V85H122ZM122 86H119L120 88L122 87ZM137 86V85H136ZM187 86V85H186ZM207 86V85H206ZM102 87H103V85H102ZM110 87H112V86H110ZM139 87V86H138ZM180 87H181V85H180ZM226 86H224L223 88H225ZM250 87V86H249ZM30 88V87H29ZM86 88H88V87H86ZM119 88V89H120ZM130 88V87H129ZM174 88V87H173ZM177 88V87H176ZM176 88H174V89H176ZM183 88V87H182ZM192 88V87H191ZM199 87H197V89H198ZM203 88V87H202ZM208 88H207V90H208ZM230 88V87H229ZM243 88V87H242ZM96 89V88H95ZM112 89H114V88H112ZM119 89H118V91H119ZM170 89V88H169ZM181 89V88H180ZM180 89H176V91H178V90H180ZM189 89H190V87H189ZM194 89V88H193ZM197 89L196 90H194V93H198V91H197ZM241 89V88H240ZM35 90V89H34ZM80 90V89H79ZM78 90V91H79ZM87 90V89H86ZM86 90H85V92H86ZM115 90H116V88H115ZM129 90V89H128ZM135 90V89H134ZM199 90H201V88L199 89ZM203 90H204V88H203ZM202 90V91H203ZM228 90V89H227ZM232 90V89H231ZM234 90V89H233ZM88 91V90H87ZM107 91V90H106ZM113 91V90H112ZM223 91V90H222ZM235 91V90H234ZM242 91V90H241ZM251 91V90H250ZM254 91V92H255ZM41 92V91H40ZM97 92H98V90H97ZM100 92V91H99ZM120 92V91H119ZM174 92V91H173ZM192 92V91H191ZM211 92V91H210ZM255 92V93H256ZM42 93H44V92H42ZM42 93H40V94H42ZM47 93V92H46ZM109 93V92H108ZM132 93V92H131ZM134 93V92H133ZM190 93V92H189ZM207 93V92H206ZM236 93V92H235ZM238 93V92H237ZM249 93V92H248ZM33 94V93H32ZM37 94V93H36ZM39 94V93H38ZM95 94V93H94ZM99 94V93H98ZM103 94H104V92H103ZM208 94V93H207ZM210 94V93H209ZM128 95V94H127ZM199 95H200V92H199ZM231 95V94H230ZM230 95H228V96H230ZM250 95V94H249ZM257 95V96H258ZM64 96L67 98V99H69V100H71V107H77L78 108V110H75L76 111V113H77V111H83V112H80L81 114L82 113H88V115H89V113H92V112H90V111H96L95 113H98V112H107V113H111V115H113V114H116L115 116H117V117H120V118H127V119H124V120H130V119H136V120H138L139 121V123L136 125V126H134V127H132L131 129H129L128 130V132H127V138L125 137L124 139H122V140H114V141H120V142H109V141H107V140H105V139H101L98 135L99 134H96L95 132H92V130H90V129H85V128H80V126L77 128H72V127H68L67 125H65V124H67V123H64L63 121H61V119L60 118H62L63 117V119H65L66 121H68V122H70L66 117H68L69 115H71V114H73V113H71V114H63L62 116L61 115H58V113H60L59 112V110L58 109H65V108H67V107H65V105L64 104H60V102H62V101H60L59 102V100L60 99H64ZM244 96V95H243ZM248 96V95H247ZM258 96V97H259ZM29 97H31V102H30V104H33V103H35V104H38L39 103V100H38V95H37V97L36 96H33V95H30L29 94ZM205 97V96H204ZM235 97V96H234ZM246 97V96H245ZM224 98H225V96H224ZM229 98V97H228ZM230 98H233V97H231L230 96ZM40 99H44L43 97H41ZM205 99V98H204ZM240 99V98H239ZM256 99V98H255ZM19 100V101H18ZM226 100V99H225ZM248 100H251L250 98L248 99ZM64 101V100H63ZM67 101V100H66ZM77 101V102H76ZM134 100H132V102H133ZM212 101H214V102H218L217 104L219 105L218 106V108H220L218 111H220L221 113L215 118L214 117V115L216 116V113L218 112H216V113H214L213 114V112H215L217 109H214V107L213 108H208L207 106V104H209V103H211ZM237 101V100H236ZM243 100H241L240 102H242ZM41 102H43V100L41 101ZM100 102H103L104 104H101ZM174 102V101H173ZM205 102V101H204ZM238 103H239V101H237ZM236 102V103H237ZM251 102V101H250ZM256 102V101H255ZM66 103V102H65ZM247 103H248V101H247ZM254 103V102H253ZM68 104V103H67ZM144 104V105H143ZM229 104V103H228ZM244 104H246V101H243V103H240L239 105H241L242 107V109L245 111V107L248 105V104H246V106L244 107ZM250 104H252V103H250ZM249 104V105H250ZM34 105V104H33ZM165 105V104H164ZM211 104H209V106H210ZM216 105V104H215ZM238 105V104H237ZM238 105V106H239ZM248 105V106H249ZM254 105V104H253ZM36 106V105H35ZM42 106V105H41ZM143 106V107H142ZM212 106H214V105H212ZM237 106V107H238ZM247 106V107H248ZM259 106H260V104H259ZM258 106V107H259ZM70 107V108H71ZM232 107H234V106H232ZM255 108H256V106H254ZM31 108V107H30ZM37 108V107H36ZM38 108L40 109L41 107H39V104H38ZM44 108V107H43ZM251 108V107H250ZM93 109V110H92ZM189 109H193V110H195V112H198L199 113V115H196L195 117L193 116V115H195V114H190V113H188L187 111H189ZM239 109V108H238ZM31 110V109H30ZM36 110V109H35ZM38 110V109H37ZM41 110V109H40ZM250 111L251 109H246V114H247V112L248 111ZM57 111H58V113H57ZM69 111V110H68ZM71 111V110H70ZM69 111V112H70ZM239 111H240V109H239ZM244 111H242L241 110V112H244ZM254 110L252 109L250 112H253ZM42 112V111H41ZM117 112H119V113H117ZM258 112V111H257ZM24 113V112H23ZM36 113H38L37 115H39V112H36ZM35 113V114H36ZM65 113V112H64ZM107 113H98V114H102V115H110V114H107ZM120 113H122V114H120ZM124 113V114H123ZM193 113V112H192ZM197 113V114H198ZM249 113V112H248ZM57 114V115H56ZM61 114H62V112H61ZM173 114H175V113H173ZM243 114V113H242ZM252 114H254V113H252ZM15 115V114H14ZM251 115V114H250ZM262 115V114H261ZM22 116V115H21ZM36 116V115H35ZM61 116V117H60ZM169 116V115H168ZM207 116V117H206ZM252 116H256V115H252ZM259 116V115H258ZM263 116V115H262ZM11 117V118H12ZM113 117V116H112ZM141 117L143 118V119H141ZM160 117V116H159ZM171 118H172V116H170ZM244 117V116H243ZM248 117V116H247ZM10 118V119H11ZM26 118V117H25ZM53 118H55V119H57V120H55L54 119V121H52L51 122V120L53 119ZM107 118V117H106ZM114 118V117H113ZM116 118V117H115ZM119 118V119H120ZM155 119H156V117H154ZM254 118V117H253ZM256 118H258V117H256ZM260 118L261 117H259V120H260ZM36 119V118H35ZM35 119L33 120L34 122H37V121H35ZM59 119H60V122H59ZM168 119H169V117H168ZM176 119V118H175ZM218 119H216L215 121L217 122V120ZM235 119V120H236ZM241 119V118H240ZM243 119V118H242ZM245 119V118H244ZM262 119H263V117H262ZM12 120V119H11ZM153 120V119H152ZM163 120V119H162ZM172 120H174V119H172ZM177 120V119H176ZM181 120V119H180ZM32 121V122H33ZM42 121V120H41ZM161 121V120H160ZM164 121H166L165 119H164ZM183 121V120H182ZM181 121V122H182ZM214 121V122H215ZM219 121V120H218ZM237 121V120H236ZM245 121V120H244ZM247 121V120H246ZM18 123H19V121H17ZM31 122V121H30ZM29 122V123H30ZM39 123L37 124L38 125V128H40L39 127V124H40V121H38ZM61 122H63L64 124H62ZM169 122H170V120H169ZM222 121H220L219 123H221ZM223 122H222V125H221V127L224 125L223 124ZM254 122V121H253ZM260 122V121H259ZM9 123V122H8ZM70 123H72V122H70ZM168 123V122H167ZM166 123V124H167ZM207 123V124H206ZM258 123V122H257ZM22 124V123H21ZM21 124H20V126H21ZM32 124H34L35 125V123H32ZM73 124V123H72ZM72 124H70V125H72ZM174 124H176L175 122H174ZM179 124H181V123H179ZM182 124H183V122H182ZM181 124V125H182ZM184 124V125H185ZM215 124V123H214ZM217 124L218 123H216V125L215 126H217ZM235 124V123H234ZM249 124H250V122H249ZM13 125V124H12ZM34 125H32V126H34ZM37 125H35V127L37 126ZM41 125V124H40ZM42 125V126H43ZM73 125H75V124H73ZM72 125V126H73ZM192 125V124H191ZM227 125V124H226ZM226 125H225V127H226ZM236 125V124H235ZM237 125H239V124H237ZM15 126V125H14ZM42 126H41V128H42ZM77 126V125H76ZM155 127H156V124L154 125ZM163 126V125H162ZM190 126V125H189ZM214 126V125H213ZM212 126V127H213ZM13 127V126H12ZM11 127V128H12ZM152 127V128H151ZM155 127H154V130H155ZM184 127V126H183ZM219 127V126H218ZM227 127H229V125L227 126ZM227 127L224 129V131L222 132V133H224V134H226L225 133V131L227 132H229V129H227ZM9 128H10V126H9ZM11 128H10V130H11ZM144 128V129H143ZM149 128H151V129H149ZM157 128H158V126H157ZM163 128H165V127H162V129ZM216 128V127H215ZM220 128V127H219ZM231 128H232V126H231ZM234 128V127H233ZM247 128V127H246ZM256 128V127H255ZM35 129V128H34ZM165 129H167V126H166V128ZM187 129V128H186ZM191 129V128H190ZM218 129V128H217ZM258 129V128H257ZM8 130V129H7ZM6 130V131H7ZM24 130V131H25ZM67 130H69V131H67ZM141 130H144L143 132H142V134H140V132H141ZM159 130H161V129H159ZM164 130V129H163ZM168 130H170V128H168ZM208 130H210V129H208ZM215 129H213L212 131H214ZM221 130V129H220ZM23 131V130H22ZM21 131V132H22ZM41 131V130H40ZM140 131V132H139ZM216 131V130H215ZM215 131H214V133H215ZM236 131V130H235ZM38 132V131H37ZM139 132V133H138ZM169 132V131H168ZM190 132V131H189ZM208 132H211V131H208ZM227 132V133H228ZM231 132V131H230ZM24 133V132H23ZM22 133V134H23ZM39 133V132H38ZM138 133V135H136ZM152 133V132H151ZM154 133V132H153ZM179 133V132H178ZM185 133V132H184ZM213 133V134H214ZM219 133V132H218ZM233 133V132H232ZM156 133H154V134H152V136L153 135H155ZM164 134V133H163ZM165 134H166V132H165ZM167 135V134H166ZM170 135V134H169ZM168 135V136H169ZM172 135V134H171ZM192 135V134H191ZM204 135V134H203ZM208 135H210V134H208ZM219 135V134H218ZM222 135V134H221ZM228 135V134H227ZM100 136H103V135H101V133H100ZM178 137V136H180V135H176V133H175V135H172L171 137ZM194 136V135H193ZM213 136V135H212ZM225 136V135H224ZM19 137V136H18ZM34 137V136H33ZM183 137H190V135H183ZM211 137V136H210ZM216 137V136H215ZM244 137V136H243ZM198 138V137H197ZM204 138V137H203ZM212 138V137H211ZM219 138H221V137H219ZM227 138V137H226ZM225 137H224V139H226ZM229 138V137H228ZM228 138H227V140H228ZM232 138H235V135H234V137L232 136ZM167 139V140H166ZM186 139V138H185ZM188 139V138H187ZM195 139V138H194ZM208 139V138H207ZM213 139V138H212ZM222 139V138H221ZM242 139V138H241ZM245 139V138H244ZM37 140V139H36ZM35 140V141H36ZM149 140H150V143H151V145H148L147 143L149 142ZM196 140V139H195ZM201 140H203L204 141V139H201ZM206 140V139H205ZM232 140V139H231ZM234 140V139H233ZM46 141H44L43 139H41V142H46ZM175 141V143L173 144V142ZM202 141V142H203ZM208 141H209V139H208ZM211 141H213V140H211ZM223 141V140H222ZM221 141V142H222ZM229 141H230V138H229ZM242 141V140H241ZM247 141V140H246ZM40 142V141H39ZM224 142V141H223ZM166 143V145L168 146V143H172L174 146H175V148L173 147V145H169L170 147H167V146H165V147H163L164 145L163 144H165ZM207 143V142H206ZM211 143V142H210ZM210 143H208V145L210 144ZM214 143H216L215 142V139H214ZM247 143V142H246ZM41 144V143H40ZM203 144V143H202ZM212 144V143H211ZM10 145H12V144H10ZM54 145V144H53ZM112 145H116V148L114 149H111V147H112ZM148 145V146H147ZM157 145V146H156ZM160 145V146H159ZM213 145V144H212ZM211 145V146H212ZM221 145V144H220ZM36 146H38V143H37V145ZM210 145H209V148L207 147L206 149H212V147H211ZM214 146V145H213ZM226 146H227V144H226ZM226 146H223V147H225L226 149L228 148V147H226ZM237 146H238V144H237ZM39 147H41V146H39ZM123 147V148H122ZM204 147V146H203ZM211 147V148H210ZM218 147L219 148H221L220 146H219V144H218ZM218 147H216V148H218ZM223 147L221 148V150H219V151H222V149H223ZM230 147V146H229ZM38 148V147H37ZM86 148H87V150L89 149V151H87V152H85L86 151ZM218 148V149H219ZM224 148V149H225ZM256 148V147H255ZM213 149H214V147H213ZM226 149H225V152H226ZM238 149V148H237ZM244 149V148H243ZM253 149V148H252ZM84 150V153L82 154V153H80L81 151H83ZM228 150V149H227ZM231 150H232V148H231ZM230 150V148H229V150L228 151H231ZM236 150V149H235ZM37 151V150H36ZM56 151V150H55ZM212 151V150H211ZM210 151V152H211ZM238 151H240V149L238 150ZM41 152V151H40ZM172 152V153H171ZM209 152V153H210ZM213 152H214V150H213ZM212 152V153H213ZM223 152H224V150H223ZM235 152V151H234ZM256 152H258V151H256ZM43 153V152H42ZM64 153V152H63ZM208 153V154H209ZM215 153V152H214ZM214 153L213 154H211L212 156L211 157H213V155H214ZM218 153H220V152H218ZM227 153V152H226ZM225 153V154H226ZM233 153V152H232ZM240 153V152H239ZM242 153V152H241ZM262 153V152H261ZM35 154V153H34ZM33 154V155H34ZM38 154V153H37ZM217 154V153H216ZM236 154V153H235ZM234 154V155H235ZM245 154H247V153H245ZM263 154V153H262ZM27 155V154H26ZM42 155V154H41ZM89 155H91L90 157H89ZM221 155V154H220ZM222 155H223V153H222ZM238 155V154H237ZM242 155V154H241ZM16 156V155H15ZM19 156V155H18ZM28 156H30V155H28ZM210 156V155H209ZM217 156V157H218ZM227 156H229V155H227ZM231 157H234V156H232V155H230ZM245 156V155H244ZM252 156V155H251ZM258 156V155H257ZM256 156V157H257ZM263 156V155H262ZM177 157V158H178ZM181 157H183V156H181ZM180 157V158H181ZM187 157V156H186ZM194 157V156H193ZM217 157H215V158H217ZM28 158V157H27ZM30 158V157H29ZM31 158L33 159V156L31 155ZM36 158V157H35ZM41 158H43L42 156H41ZM40 158V159H41ZM46 158V157H45ZM95 158H98L97 160H95ZM109 158V159H108ZM228 159V157H225V159ZM188 159V158H187ZM231 159V158H230ZM233 159V158H232ZM235 159V158H234ZM240 159V158H239ZM262 159V158H261ZM11 159H9V161H10ZM24 160V159H23ZM36 160V159H35ZM178 160V159H177ZM192 160V159H191ZM236 160V159H235ZM4 161H6V162H4ZM8 161V162H9ZM13 163L15 162V163H17L18 162V157H16V158H14L13 160ZM189 161V160H188ZM234 161V160H233ZM240 161V160H239ZM184 162V161H183ZM237 162V161H236ZM235 162V163H236ZM264 162V161H263ZM67 163V162H66ZM153 163H155V161L153 162ZM177 163H179V162H177ZM185 163V162H184ZM183 163V164H184ZM192 163V162H191ZM231 163H233L234 164V162H231ZM238 163V162H237ZM64 164V165H63ZM102 164V165H103ZM157 164V163H156ZM180 164V163H179ZM182 164V165H183ZM193 164H194V162H193ZM233 164H231V165H233ZM256 164V163H255ZM255 164H254V166H255ZM37 165H40V168H37V169H34ZM132 165V164H131ZM189 165V164H188ZM187 165V166H188ZM195 165V164H194ZM194 165H192V166H194ZM239 164H237V166H238ZM10 166V165H9ZM13 166H15V165H13ZM133 166V165H132ZM151 166V165H150ZM154 166H155V164H154ZM157 166H159V165H157ZM186 165H184V167H185ZM230 166V165H229ZM241 166H243L242 164H241ZM250 166V165H249ZM263 166H264V164H263ZM62 167H65V168H63L62 169ZM177 167H178V165H177ZM180 167V166H179ZM178 167V168H179ZM197 167H195V168H197ZM234 167H236V166H234ZM258 167H259V165H258ZM13 168V167H12ZM25 168V167H24ZM168 168V167H167ZM172 168H174V167H172ZM188 167H186L185 168V170L187 169ZM198 168V169H199ZM237 168V167H236ZM241 168V167H240ZM257 168V167H256ZM264 168V167H263ZM21 169V168H20ZM103 169V170H102ZM159 169V168H158ZM164 169V168H163ZM194 169V168H193ZM238 169V168H237ZM254 169V168H253ZM262 169V168H261ZM3 170V171H2ZM18 170V169H17ZM76 170H77V172H78V178H77V180H76V178H74V180H76V181H74V183H72V184H69V183H66V184H68V185H62L63 187H62V189H61V192L58 194V193H56L55 195L52 193V191L54 190L53 188V186L55 185V183L57 184V182H58V184L60 183V182H62V183H64L63 182V180H67L68 179V177H69V173H74V172H76ZM101 171H99V172H104V170H105V173H100V174H102V175H105L106 174V169H104V167H102L101 169H100ZM109 170H111V167L109 168L108 167V171ZM154 170H155V168H154ZM179 170V169H178ZM230 170H232V169H230ZM22 171V170H21ZM26 171H24V172H22L23 173V175H25V176H27L26 175ZM181 171H183V170H181ZM192 171V170H191ZM194 171H196V169L194 170ZM194 171H193V173H194ZM240 171V170H239ZM242 171V170H241ZM241 171H240V173H241ZM245 171H246V169H245ZM254 171V170H253ZM28 172V173H29ZM34 172V173H33ZM176 172V171H175ZM177 172H179V171H177ZM210 172V173H209ZM261 172V171H260ZM11 173V172H10ZM18 173H21V172H18ZM22 173L20 174V175H22ZM110 173L112 174L111 175V180H110V182H108V183H110L111 185H113V184H120L121 183V181H120V179H123V177H134V175H136V174H130V175H118L117 174V172H115V170H111L110 171ZM119 173V172H118ZM160 173V172H159ZM161 173H162V171H161ZM196 173V172H195ZM217 173V174H218ZM228 173H230L229 171H228ZM227 173V174H228ZM259 173V172H258ZM5 174H7V176L5 175ZM99 174V173H98ZM114 174H117V178L116 177H114V178H112V176L114 175ZM181 176L184 174V173H179ZM191 174V173H190ZM16 175H18L17 173L16 174H14V176H16ZM19 175V176H20ZM75 175V174H74ZM97 175V174H96ZM107 175V174H106ZM164 175H165V173H164ZM178 175V174H177ZM176 174H174L173 173V176H177ZM188 175V174H187ZM238 175V174H237ZM241 175V174H240ZM260 175V174H259ZM262 176L261 177H259V178H257V179H253V181H249L248 182V184H250L251 186L253 185V188H250V192H256V195L258 196L259 195V191L261 192L262 190V194H261V196L259 195V198H258V200L256 199V201L254 202L255 203V206H254V208H256V209H254V213H253V216H254V214H257V213H259L260 215H258L257 217L255 216V217H252L251 219H252V225L253 226H255V225H260V224H262V223H264V175L263 174H261ZM98 177H96V178H100L99 177V175H97ZM243 176H245V175H243ZM70 177H72L71 175H70ZM73 177H76V176H73ZM72 177V178H73ZM106 177V176H105ZM109 177V176H108ZM107 177V178H108ZM153 177V176H152ZM155 177V176H154ZM160 177V176H159ZM170 177V176H169ZM179 177V176H178ZM215 177V176H214ZM231 177V176H230ZM233 177H234V175H233ZM17 178V177H16ZM15 178V179H16ZM19 178V177H18ZM17 178V179H18ZM94 178V177H93ZM95 178V179H96ZM139 178L137 179V180H139ZM164 178V177H163ZM174 178H176V177H174ZM191 178V177H190ZM203 178H202V180H203ZM217 178V177H216ZM224 179L226 178V176H224L223 177ZM232 178V177H231ZM235 178V177H234ZM23 179V178H22ZM26 179V181L28 180V178H25ZM29 179H31V178H29ZM94 179V181H96ZM167 178H165V180H166ZM171 179L173 180V177H171ZM170 179V181H172ZM212 179V178H211ZM214 179V178H213ZM227 179V178H226ZM236 179V178H235ZM241 179V178H240ZM240 179H238V180H240ZM24 180V179H23ZM33 180H35V178L33 179ZM32 179H31V181H33ZM83 180V181H82ZM104 180V179H103ZM102 180V182H104ZM108 180H109V178H108ZM150 180V179H149ZM151 180H153V178H151ZM157 181H158V179H156ZM160 180V179H159ZM175 180V179H174ZM183 180V179H182ZM199 180V179H198ZM201 180V179H200ZM232 180H234V179H232ZM237 180V179H236ZM234 181L233 183L230 181V180H228L229 182H231L232 184H233V188H238L237 190H235V191H229V189H230V187H228V186H226L225 185V183L224 182H222V183H220V185H221V189H223V192H221L222 194H224V196H225V198L227 199L226 200V203H227V201H228V203H230L232 206V208L233 207H235V206H237V207H242L241 205H244V204H248V200L246 201L245 199H242L240 196H242L241 195V192L242 191H244V190H241V189H245L247 186H248V184L246 183V182H240V181ZM25 181V182H26ZM93 181V180H92ZM93 181V182H94ZM105 181H107V179L105 178ZM146 181V182H145ZM190 181V180H189ZM192 181V180H191ZM243 181V180H242ZM24 182V183H25ZM72 182V181H71ZM97 182H98V180H97ZM125 182V181H124ZM200 182V181H199ZM215 182V181H214ZM220 182V181H219ZM3 185H2V184ZM33 183V182H32ZM45 183H42V185L43 184H45ZM105 183H107V182H105ZM104 183V184H105ZM122 183H123V181H122ZM151 183V182H150ZM163 184H164V182H162ZM169 183V182H168ZM174 183V182H173ZM193 183H198V182H193ZM202 183V182H201ZM200 183V184H201ZM6 184V185H5ZM86 184L87 183H83V184H81V186H80V188H79V190L77 191V192H81V194L80 195H85V193L84 194H82L83 193V190L86 188L85 186H86ZM156 184V183H155ZM162 184V185H163ZM165 184H166V182H165ZM176 184H179V182L178 183H176ZM176 184H174V185H176ZM216 184V183H215ZM219 184V183H218ZM1 185H2V187L3 188H1ZM60 185V184H59ZM58 185V186H59ZM106 185V184H105ZM108 185V184H107ZM106 185V186H107ZM120 185H122V184H120ZM126 185V184H125ZM130 185H132V187L134 186V184H130ZM142 185V186H143ZM173 185V186H174ZM203 185V184H202ZM6 186V187H5ZM40 186V185H39ZM78 186V185H77ZM102 186H104L103 184H102ZM109 186V185H108ZM115 186V185H114ZM128 186V185H127ZM139 186H141V185H138L137 187L139 188ZM141 186V187H142ZM160 186V185H159ZM176 186H179V185H176ZM214 186V185H213ZM219 186V185H218ZM217 185H216V188L218 187ZM231 186V185H230ZM254 186H256L258 189H256V188H254ZM36 187V186H35ZM42 187V186H41ZM66 188V187H71L70 189H68V190H64L63 192H62V190H63V188ZM79 187V186H78ZM92 187V186H91ZM124 187H126V186H124ZM130 188H132L131 186H129ZM147 187H148V185L146 186V188L145 189H147ZM154 187H156V186H154ZM165 187H167V186H165ZM212 187V186H211ZM18 188V187H17ZM20 188H22L21 186H20ZM20 188H18L19 190H20ZM58 188V187H57ZM96 188H97V186H96ZM96 188L94 189V190H96ZM111 188V187H110ZM114 188H116V187H114ZM117 188H118V186H117ZM116 188V189H117ZM121 188V187H120ZM143 188V189H144ZM150 188V187H149ZM159 187H158V185H157V187H156V189H158ZM175 188V187H174ZM179 188V187H178ZM197 188V187H196ZM23 189V188H22ZM33 189V188H32ZM32 189H30V190H32ZM41 189V188H40ZM59 189V188H58ZM57 189V190H58ZM78 189V188H77ZM88 190H90L89 188H87ZM93 189V188H92ZM126 189V188H125ZM124 189V190H125ZM153 189V188H152ZM163 189V188H162ZM169 189V188H168ZM167 189V190H168ZM213 189V191H214V188H212ZM220 189V188H219ZM27 190V189H26ZM25 190V191H26ZM29 190V189H28ZM29 190V191H30ZM42 190V189H41ZM46 190H47V188H46ZM45 190V191H46ZM47 190V191H48ZM118 190V189H117ZM121 190H122V188H121ZM150 190V189H149ZM149 190H146V191H148L149 192ZM154 190V189H153ZM164 190V189H163ZM166 190V189H165ZM170 191H171V189H169ZM208 190V189H207ZM239 190H241L240 192H239ZM248 190V189H247ZM259 190V191H258ZM14 192L13 193H15V191H18V190H15V188H14V190H13ZM23 191H24V189H23ZM23 191H20L21 193L23 192ZM40 191V190H39ZM75 191V192H76ZM99 191V190H98ZM104 191V190H103ZM109 191V190H108ZM107 191V192H108ZM129 191V190H128ZM127 191V192H128ZM139 191V190H138ZM204 191H206V190H204ZM203 191V192H204ZM211 191V190H210ZM219 191V190H218ZM221 191V190H220ZM31 192V191H30ZM57 192V191H56ZM74 192V193H75ZM92 192V191H91ZM106 192V193H107ZM111 192V191H110ZM115 192V191H114ZM136 192V194H137V191H135ZM140 192V191H139ZM138 192V193H139ZM144 192V191H143ZM156 192V191H155ZM161 192V191H160ZM198 192V191H197ZM207 192V191H206ZM205 192V193H206ZM216 192V189H215V191H214V193ZM229 192H233V193H229ZM20 193V194H21ZM32 193V192H31ZM74 193H72V194H74ZM93 193V192H92ZM91 193V194H92ZM103 193H105V192H103ZM105 193V194H106ZM126 193V192H125ZM130 193V192H129ZM133 193V192H132ZM168 193V192H167ZM182 193V192H181ZM211 193V192H210ZM217 193L218 192H216V195H217ZM25 194V193H24ZM29 194V192L27 191V196H31V195H28ZM61 194V195H60ZM87 194V193H86ZM95 194H98V193H96L95 192ZM120 194V193H119ZM123 194V193H122ZM131 194V193H130ZM140 194V193H139ZM166 194V193H165ZM193 194H196V193H193ZM221 194V195H222ZM16 195V194H15ZM54 195V196H53ZM77 195V194H76ZM94 195V194H93ZM99 195V194H98ZM104 195V194H103ZM114 195V194H113ZM131 195H133V194H131ZM130 195V196H131ZM141 195V194H140ZM150 195H151V193H150ZM169 195L170 194H168V197H169ZM191 195H192V192H191ZM197 195V194H196ZM208 195H209V193H208ZM218 195H220V193L218 194ZM217 195V196H218ZM220 195V196H221ZM251 195V194H250ZM14 196V195H13ZM21 196H23V197H18L17 198V204H16V201L14 202V205L13 206H20L19 208L21 209V205H24V204H26V199L27 200H30L29 198H26L23 194H21ZM61 196V197H60ZM89 195H87V197H88ZM96 196V195H95ZM100 196H102V194H101V192H100ZM116 196V195H115ZM127 196V195H126ZM125 196V197H126ZM135 196V195H134ZM133 196V197H134ZM145 196V195H144ZM144 196H143V198H144ZM148 196H149V194H148ZM147 195L145 196V197H148ZM151 196H153V195H151ZM150 196V197H151ZM156 196V195H155ZM162 196V195H161ZM174 196V195H173ZM178 196V195H177ZM180 196V195H179ZM185 196V195H184ZM202 196H205V195H202ZM210 196V198H209V201H210V203L208 204V207L207 208H209V206L211 207H214L215 205H212V204H214L215 202H213L212 200H213V194L212 195H209ZM220 196H219V198H220ZM60 197V200L58 199ZM74 197L75 196H73V200H74ZM81 197V196H80ZM86 197V196H85ZM94 197V196H93ZM107 197V196H106ZM124 197V196H123ZM129 197V196H128ZM132 197V198H133ZM136 197H138L137 195H136ZM141 197V196H140ZM164 197V196H163ZM253 197H256L255 195L253 196ZM7 198H8V200H7ZM32 198V197H31ZM31 199V200H34V199ZM39 198H36V200H34L35 202L34 203H36V201H37V199H39ZM52 198V199H51ZM70 198V197H69ZM95 198V197H94ZM93 198V199H94ZM101 199H102V197H100ZM99 198V199H100ZM107 198H110V197H107ZM107 198H106V201H107ZM119 198V197H118ZM121 198V197H120ZM142 198V197H141ZM142 198V199H143ZM149 198V197H148ZM148 198H144L145 199V201L143 202V205H146V207H148ZM154 198V197H153ZM153 198H150V200H152ZM166 198V197H165ZM188 198V197H187ZM203 198V197H202ZM207 198V199H208ZM223 198V197H222ZM71 199H72V196H71ZM84 200H85V198H83ZM88 199H90V198H88ZM133 199H135V198H133ZM140 199V198H139ZM138 199V201H140ZM196 199V198H195ZM82 200V198H78L77 199V201H81ZM95 201L94 202H101L100 200H98L97 201V199H94ZM123 200V199H122ZM149 200V201H150ZM165 201H166V199H164ZM14 201V200H13ZM76 200H75V202H77ZM105 201V202H106ZM113 201H115V199H112V201H110L111 203L113 202ZM117 201V200H116ZM143 201V200H142ZM164 201V203H166ZM178 201V200H177ZM186 201V200H185ZM185 201H183V202H185ZM189 201V200H188ZM222 201V200H221ZM251 201V200H250ZM29 202V201H28ZM32 202V201H31ZM30 202V203H31ZM38 202V203H39ZM73 202V201H72ZM75 202H73V203H75ZM86 202V201H85ZM85 202H84V204H85ZM91 202H92V200H91ZM118 202V201H117ZM117 202H116V204H117ZM120 202H121V200H120ZM119 202V203H120ZM134 202H136V201H134ZM151 202V201H150ZM153 202V201H152ZM154 202H156V198H155V201ZM153 202V203H154ZM72 203V204H73ZM107 203V202H106ZM105 203V204H106ZM118 203V204H119ZM123 203V202H122ZM139 203V202H138ZM140 203H142L141 201H140ZM139 203V204H140ZM144 203H146V204H144ZM182 203V202H181ZM191 203V202H190ZM225 203V202H224ZM225 203V204H226ZM228 203L226 204V205H228ZM13 204V203H12ZM45 204H46V202H45ZM87 204V203H86ZM110 204V203H109ZM137 204V203H136ZM180 204V203H179ZM27 205V204H26ZM28 205H29V203H28ZM44 205V204H43ZM42 205V207H44ZM47 205H45L46 207H47ZM74 205V204H73ZM132 205V204H131ZM153 205V204H152ZM163 205V204H162ZM182 205V204H181ZM199 205V204H198ZM225 205V206H226ZM252 205V204H251ZM52 208H51V207ZM81 206H83V205H81ZM85 206V205H84ZM87 206V205H86ZM90 206H91V204H90ZM99 206V205H98ZM116 206V205H115ZM138 206H140V205H138ZM150 206V205H149ZM172 206V205H171ZM200 206V205H199ZM249 206V205H248ZM27 207H29V206H27ZM26 207V208H27ZM39 207V206H38ZM71 207V206H70ZM73 207V206H72ZM76 207V206H75ZM78 207V206H77ZM97 207V206H96ZM107 207V206H106ZM110 207V206H109ZM114 207V206H113ZM137 207V206H136ZM151 207V206H150ZM159 207V206H158ZM188 207H190V206H188ZM211 207V208H212ZM216 207V206H215ZM250 207V206H249ZM252 207V206H251ZM25 208V209H26ZM31 208V207H30ZM32 208H34V207H32ZM36 208V207H35ZM45 208V207H44ZM74 208V207H73ZM95 208V207H94ZM108 208V207H107ZM111 208V207H110ZM115 208V207H114ZM199 208V207H198ZM207 208L205 209L204 208V210H203V212H198V213H196L195 215H192L190 212H189V210H187V211H185V212H183L182 214H185L184 216H186V215H192V216H194L195 218H194V220H195V223H197V224H199L198 222H197V219H201V217H199V215H203V214H205V212H206V210H207ZM226 208V207H225ZM25 209H22V210H25ZM39 209L41 210L42 208H41V206H40V208H38L37 210L39 211ZM66 209V208H65ZM71 209V208H70ZM83 209V208H82ZM85 209V208H84ZM92 209V208H91ZM91 209L89 210V211H91ZM100 209H101V207H100ZM128 209H130V208H128ZM146 209H148V208H146ZM170 209V208H169ZM227 209V208H226ZM237 209H239V208H237ZM245 209V208H244ZM28 210H29V213H30V211H32V210H30L29 208H28ZM42 210H44V209H42ZM45 210H47V209H45ZM49 210H47V212H49ZM52 210H55L56 211V209H52ZM59 211H60V209H58ZM81 210V209H80ZM79 210V211H80ZM95 211H97L96 209H94ZM151 209H149V211H150ZM155 210V209H154ZM153 210V211H154ZM158 210V209H157ZM160 210H161V208H160ZM174 210V209H173ZM172 210V211H173ZM232 210V209H231ZM235 210V209H234ZM233 210V211H234ZM242 210V209H241ZM240 210V211H241ZM26 211V210H25ZM58 211V212H59ZM62 211H63V208H62ZM65 211V210H64ZM79 211H77L78 213H80ZM93 211V210H92ZM91 211V212H92ZM105 211V210H104ZM119 211V210H118ZM131 211V210H130ZM133 211V210H132ZM148 211V212H149ZM183 211H184V209H183ZM196 210H192L191 212L192 213H194ZM233 211H231V212H233ZM17 212V211H16ZM33 212V211H32ZM44 211H40L39 212V214L40 213H43ZM47 212L45 213H43V214H47ZM51 212H53V211H51ZM69 212V211H68ZM106 212V211H105ZM116 212V211H115ZM168 212V211H167ZM177 212H179V211H177ZM238 212V211H237ZM7 213V214H6ZM18 214H19V211L17 212ZM60 213V212H59ZM75 213V212H74ZM140 213H142V212H140ZM159 213V212H158ZM216 213V212H215ZM224 213V212H223ZM251 213V212H250ZM49 214V213H48ZM48 214H47V217H48ZM57 213H54V215H56ZM87 214V213H86ZM118 214V213H117ZM126 214V213H125ZM128 214H129V211H128ZM153 214V213H152ZM172 214V213H171ZM225 214V213H224ZM27 215H28V213H27ZM50 215L51 216H53L51 213H50ZM49 215V216H50ZM59 215V214H58ZM81 215V214H80ZM101 215V214H100ZM161 215V214H160ZM174 215V214H173ZM206 215H209V213L208 212H206ZM241 217H239L238 216V219H235V218H231L230 220L231 221H229V222H233V224H232V226H231V228H226V224L224 223V227H223V229H226L225 230V232L226 233H223V235H220V234H222V233H218L219 234V236L222 238V237H224V239H225V235H227V238L229 239V235H231V238H232V241H233V243L231 244V243H226V244H224V245H222L223 246V249H222V258L223 257H225L226 258V255H223V254H226V253H228V255H231V254H229V252H226L227 251V249H232V248H240V247H242L243 245H245L246 246V244H252L253 242H250V243H248L249 242V238H246L245 236H249V237H251V239L253 240V241H255V242H257V238H260V237H262L263 238V234H264V227L262 228V229H260V231L258 230V231H254L255 233V235L254 234H252V233H249V234H247V231L245 230V229H243V227H247L248 226V224L247 223H250L249 222V220H248V215H242V214H239ZM42 216V215H41ZM57 216V215H56ZM60 216V215H59ZM73 216V215H72ZM86 216V215H85ZM97 216V215H96ZM95 216V217H96ZM114 216H116V215H114ZM113 216V217H114ZM121 216V215H120ZM151 216V215H150ZM177 216H178V214H177ZM235 216V215H234ZM247 216V217H246ZM47 217H45V220L46 221H49V222H55L54 220H55V218H53V220H50L49 218H47ZM79 217V216H78ZM84 217V216H83ZM93 217V216H92ZM98 217V216H97ZM142 217H143V215H142ZM168 217V216H167ZM197 217V218H196ZM210 217V215L208 216V218ZM40 218V217H39ZM87 218H88V216H87ZM118 218V217H117ZM175 218V217H174ZM180 218H181V216H180ZM203 218H206V217H202V219ZM237 218V217H236ZM254 218H256L255 220H254ZM20 219L18 220V222L20 221ZM86 219V218H85ZM96 219V218H95ZM94 219V220H95ZM125 219V218H124ZM146 219V218H145ZM156 219V218H155ZM159 219V218H158ZM207 219V218H206ZM212 219H213V217H212ZM217 219V218H216ZM40 220H42V219H40ZM45 220H43V221H45ZM90 220V219H89ZM93 219L91 218V221H92ZM100 219H98V221H99ZM110 220V219H109ZM121 220H122V218H121ZM120 220V221H121ZM139 220V219H138ZM148 220V219H147ZM146 220V221H147ZM179 220V218L177 217V221ZM181 220V219H180ZM189 220V219H188ZM198 220V221H199ZM211 220V219H210ZM235 220V221H234ZM37 221H39V220H37ZM45 221V222H46ZM87 221V220H86ZM97 221V222H98ZM102 221V220H101ZM115 221V220H114ZM113 221V222H114ZM119 221V220H118ZM132 221V220H131ZM145 221V220H144ZM149 221V220H148ZM217 221V220H216ZM34 222V223H33ZM40 222H42V221H40ZM110 222H111V220H110ZM125 223H126V220L124 221ZM200 222V221H199ZM229 222H228V225L227 226H229V225H231V224H229ZM5 223V225H3ZM10 223V225H12L11 224V221L10 222H8V224ZM23 223H25V224H23ZM104 223V222H103ZM123 223V222H122ZM121 223V224H122ZM139 223V222H138ZM155 223V222H154ZM180 223H182V222H180ZM186 223V222H185ZM227 223V222H226ZM29 224H31V225H29ZM95 224H96V222H95ZM115 224V223H114ZM132 224V223H131ZM174 224V223H173ZM190 224V223H189ZM203 224H205L206 225V222H205V219H204V222H203ZM207 224H208V222H207ZM219 224V223H218ZM223 224V223H222ZM247 224V225H246ZM23 225V226H22ZM28 225L30 226L28 229H26L27 227H28ZM75 225V224H74ZM81 225V224H80ZM90 225V224H89ZM116 225V224H115ZM120 225V224H119ZM126 225V224H125ZM174 225H176V224H174ZM177 225H178V222H177ZM201 225V224H200ZM211 225V224H210ZM210 225H209V227H210ZM213 225V224H212ZM211 225V226H212ZM246 225V226H245ZM13 226H15L14 224H13ZM47 226V225H46ZM184 227L186 226L187 228L189 227L188 226V224H186V225H183ZM198 226V225H197ZM10 227V226H9ZM17 227V226H16ZM38 227V226H37ZM103 227H105L104 226V224H103ZM114 227V226H113ZM124 227V226H123ZM172 227V226H171ZM177 227H179V225L177 226ZM181 227V226H180ZM186 227L184 228L185 230H186ZM191 227V226H190ZM196 227V226H195ZM51 228V227H50ZM53 228V227H52ZM51 228V229H52ZM125 228V227H124ZM163 228V227H162ZM199 228H201V227H199ZM199 228H197V229H199ZM249 228V227H248ZM83 229V228H82ZM89 229V228H88ZM109 228H107L106 229V227H105V231L106 230H108ZM190 229V228H189ZM206 229H208V228H205V231H206ZM210 229H212V228H210ZM222 229V230H223ZM32 230H33V228H32ZM44 230H46V229H44ZM95 230V229H94ZM111 230V229H110ZM109 230V231H110ZM114 231L116 230L115 229V227H114V229H113ZM163 230V229H162ZM179 230V229H178ZM182 230V229H181ZM184 230V231H185ZM195 230H196V228H195ZM200 230V229H199ZM216 230H218V229H216ZM221 230V229H220ZM87 231V230H86ZM101 231H103V230H101ZM114 231H113V233H114ZM117 231H120V230H116L115 232H117ZM173 231H174V229H173ZM180 231V230H179ZM203 231V230H202ZM210 231V230H209ZM214 231V230H213ZM219 231V230H218ZM24 232H26L24 235H23V233ZM40 232V231H39ZM46 232V231H45ZM51 232H52V230H51ZM85 232V231H84ZM93 232V231H92ZM96 232V231H95ZM98 232V231H97ZM147 232V231H146ZM163 232V231H162ZM164 232H165V229H164ZM170 232V231H169ZM183 232V231H182ZM197 232V231H196ZM200 232V231H199ZM207 232H208V230H207ZM15 233H17V234H15ZM42 233V232H41ZM105 233V232H104ZM109 233H111V231L109 232ZM121 233H123V231L121 232ZM178 233H180V232H178ZM198 233V232H197ZM206 233V232H205ZM46 234L47 235H51L50 233H48V232H46ZM88 234V233H87ZM101 234H103V233H101ZM100 233H99V235H101ZM119 233H116V235H118ZM163 234V233H162ZM175 234V233H174ZM106 234H103L102 236L104 237ZM111 234H109V235H106V236H110ZM121 235L122 234H120V237L119 238H121ZM176 235V234H175ZM180 235V234H179ZM204 236V235H206V234H201V232H200V237H202V236ZM208 235V234H207ZM56 236V235H55ZM102 236H100L101 238H102ZM114 236V235H113ZM218 236V235H217ZM218 236V237H219ZM20 237V238H19ZM48 237V236H47ZM112 237V236H111ZM118 236H115V238H117ZM179 237V236H178ZM183 237V236H182ZM212 238V235L211 236H208V237H206L207 239H209V238ZM214 237V236H213ZM105 238V237H104ZM107 238V237H106ZM114 238V239H115ZM127 238V237H126ZM132 238V237H131ZM135 238H137V237H135ZM172 238H174V237H172ZM187 238H190V237H188L187 236ZM211 238L209 239V240H211ZM238 238V242H240V240L241 239H243V242L244 243H242V244H237L238 242H235L234 240H236ZM245 238H246V240H245ZM107 239H110V237H108ZM113 238H112V240H114ZM128 239V238H127ZM164 239V238H163ZM174 239H176V236H175V238ZM185 239V238H184ZM201 238H199V240H200ZM234 239V240H233ZM257 239V240H256ZM51 240V239H50ZM76 240V239H75ZM99 240V239H98ZM97 240V241H98ZM101 240V239H100ZM104 240V239H103ZM117 240H119V239H117ZM181 240V239H180ZM192 240V239H191ZM45 241V240H44ZM74 241V240H73ZM77 241V240H76ZM174 241V240H173ZM176 241H179L178 239H176L175 240V242ZM182 241V240H181ZM200 241H202V239L200 240ZM226 241V240H225ZM224 241V242H225ZM260 241V240H259ZM22 243L21 245H23L22 247H20V248H16L15 247V245L17 246L18 245V243ZM46 242V241H45ZM72 242V241H71ZM75 242V241H74ZM73 242V243H74ZM126 242V241H125ZM125 242H124V244H125ZM161 242V241H160ZM183 242H184V240H183ZM202 242H204V241H202ZM201 242V243H202ZM207 242L209 243L210 241H208L207 240ZM206 242V243H207ZM263 242V241H262ZM261 241H260V243H262ZM50 243H52V241H50ZM77 243V242H76ZM100 243V242H99ZM128 243V242H127ZM136 243V242H135ZM168 243V242H167ZM170 243V242H169ZM181 243V242H180ZM191 243V242H190ZM207 243V244H208ZM259 243V242H258ZM104 244V243H103ZM107 244V243H106ZM106 244H104V245H106ZM116 244V243H115ZM123 244V243H122ZM184 244H186V243H184ZM203 244V243H202ZM209 244H212V243H209ZM214 244H215V242H214ZM213 244V245H214ZM219 244H220V242H219ZM42 245V246H41ZM76 245V244H75ZM117 245V244H116ZM198 245V244H197ZM205 245V244H204ZM250 245H249V247H250ZM260 245V244H259ZM20 246V245H19ZM18 246V247H19ZM106 246H109V245H106ZM106 246H104V248H106ZM112 246V245H111ZM119 246H121V245H119ZM171 246V245H170ZM202 246V245H201ZM218 246V245H217ZM217 246H214V249L217 247ZM115 247V246H114ZM173 247V246H172ZM205 247H206V245H205ZM258 247V246H257ZM73 248V247H72ZM111 248V250H105V252L103 251V252H101L100 254H98L97 256V258L98 259H101V262H102V259L103 260H105L104 262H106L107 260H106V258H111L110 256H115V258H116V256H117V252H110V251H113L112 250V248L113 247H110ZM171 248V247H170ZM176 248V247H175ZM73 249H75V248H73ZM147 249V248H146ZM146 249H145V251H146ZM191 248H188V250H190ZM202 249V248H201ZM237 249H235V250H237ZM63 250V249H62ZM82 250V249H81ZM96 250V249H95ZM98 250V249H97ZM101 250V249H100ZM149 250V249H148ZM162 250H164V249H162ZM175 250V249H174ZM203 250V249H202ZM226 250V251H225ZM241 250H242V248H241ZM65 251V250H64ZM72 251V250H71ZM99 251V250H98ZM102 251V250H101ZM107 251H109V252H107ZM139 251V250H138ZM144 251V250H143ZM180 251H183L182 249H180ZM234 251V250H233ZM237 251H240V250H237ZM246 251V250H245ZM259 251V250H258ZM142 252V251H141ZM151 252V251H150ZM150 252H149V254H150ZM163 252V251H162ZM250 252V251H249ZM263 252V251H262ZM68 253V252H67ZM73 253V252H72ZM80 253V252H79ZM82 253V252H81ZM125 253V252H124ZM153 253V252H152ZM211 253V252H210ZM233 253V252H232ZM259 253V252H258ZM35 254V253H34ZM69 254V253H68ZM76 254V253H75ZM119 254V253H118ZM122 254V253H121ZM143 254H145V253H143ZM142 254V255H143ZM216 254V253H215ZM238 254H239V252H238ZM238 254H236L235 256H237ZM252 254V253H251ZM65 255H67V254H65ZM123 255V254H122ZM130 255V254H129ZM141 255V256H142ZM147 255V254H146ZM151 255V254H150ZM164 255V254H163ZM166 255V254H165ZM219 255V254H218ZM253 255V254H252ZM260 255V254H259ZM258 255V256H259ZM1 256V255H0ZM68 256V255H67ZM66 256V257H67ZM95 256V255H94ZM151 256H153V255H151ZM161 256H162V254H161ZM243 255H241L240 257H242ZM255 256V255H254ZM253 256V257H254ZM260 256H262V255H260ZM35 257V256H34ZM51 257V256H50ZM169 257V256H168ZM168 257H166L165 259H164V262H167V263H170L169 261H168ZM239 257V258H240ZM244 257H246V254H245V256ZM243 257V258H244ZM248 257V259L250 258L249 256H247ZM253 257L252 258H250V259H253ZM1 258V257H0ZM10 258H13V259H10ZM25 258H27V259H25ZM37 258V257H36ZM63 258H64V256H63ZM105 258V259H104ZM131 258V257H130ZM141 258V257H140ZM170 259H174V260H181L182 261V264H193L195 261H196V257L194 256V255H192L190 252H179V251H177V252H175V254L173 253L170 257H169ZM217 258V257H216ZM220 259H221V257H219ZM31 259V258H30ZM62 259V258H61ZM66 259V258H65ZM90 259V258H89ZM88 259V264H96V261H94V260H98V259H96V258H93L92 260H89ZM121 259V258H120ZM125 259H127L126 257H123L121 260H120V262H124V260ZM160 259V258H159ZM162 259V258H161ZM213 259V258H212ZM211 259V260H212ZM227 259V258H226ZM245 259V258H244ZM243 259V261L240 259V261H235V260H231L230 262H228V263H223V262H225V259L223 258V260L222 261H220L221 263H213V262H207L206 264H239V263H241V261L243 262V263H241V264H251L250 262H244L245 260ZM257 259V258H256ZM49 260V259H48ZM78 260V259H77ZM115 260V259H114ZM131 260H133V259H131ZM140 260V259H139ZM208 260H210V259H208ZM208 260H204V261H202L200 264H204L205 263V261H208ZM214 261H216L215 260V258L213 259ZM236 260H238V259H236ZM254 260V259H253ZM31 261V260H30ZM33 261V260H32ZM63 261V260H62ZM65 261V260H64ZM83 261V260H82ZM100 260H98V262H99ZM126 261V260H125ZM199 261V260H198ZM218 261V260H217ZM255 261V260H254ZM35 262V261H34ZM47 262V261H46ZM103 262V263H104ZM114 262V261H113ZM175 262V261H174ZM173 262V263H174ZM262 262V263H261ZM261 262H260V264H263L264 263V258L261 260ZM36 263H37V261H36ZM66 263V262H65ZM64 263V264H65ZM80 263V262H79ZM84 263V262H83ZM86 263V262H85ZM102 263V264H103ZM107 263H109L108 261H107ZM110 263H112V262H110ZM256 263V262H255ZM254 263V264H255ZM0 264H1V261H0ZM32 264V263H31ZM44 264V263H43ZM117 264V263H116ZM132 264V263H131ZM179 264H181V263H179Z\"/></svg>",
  "mask_w": 264,
  "mask_h": 264
},
{
  "label": "water",
  "instance_id": "water-1",
  "mask_svg": "<svg viewBox=\"0 0 264 264\" xmlns=\"http://www.w3.org/2000/svg\"><path fill=\"white\" fill-rule=\"evenodd\" d=\"M51 15L52 13L48 14L49 17ZM181 21L182 16L179 14L138 15L135 19L138 33L118 53L103 54L99 59L105 63L125 65L133 62L136 57H150V49L167 44L175 35ZM66 118L77 126L91 128L111 140L124 139L128 130L139 123L136 119H106L81 113H73ZM105 165L122 173L135 170L134 166L123 162L107 161ZM263 227L264 223L255 225L256 231Z\"/></svg>",
  "mask_w": 264,
  "mask_h": 264
}]
</instances>
